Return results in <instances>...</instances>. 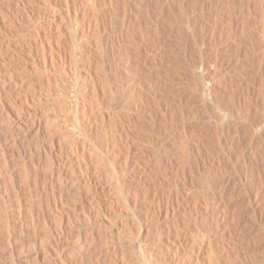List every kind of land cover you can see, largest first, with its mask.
I'll use <instances>...</instances> for the list:
<instances>
[{"label": "rangeland", "instance_id": "rangeland-1", "mask_svg": "<svg viewBox=\"0 0 264 264\" xmlns=\"http://www.w3.org/2000/svg\"><path fill=\"white\" fill-rule=\"evenodd\" d=\"M45 1L48 2L49 4L52 2H54V3L49 5ZM131 1L134 4V6L136 5L135 11L134 10L130 11L131 7L134 9V6H132L133 4L129 7L130 9H128V6L126 5L125 0H123V1L122 0H118V1L116 0V2L118 3V5H116V6L114 5V4H116V2H114L113 6H115V7H113V9L110 11L113 13L112 14L109 13V14H111L110 18L111 17L112 18L114 17V18L113 19L111 18L112 19L111 21L108 20L109 22L108 21L106 22V24L108 23L109 27H107V25H106V27L108 29L106 28V30H105V32L110 35L109 36L110 38L109 37L106 38L105 43L107 42L108 39H111V38L115 39L116 36H118L121 33L116 28L122 27L123 29L120 28L121 31L124 30L125 28L127 30L125 33H124L125 30L122 31L123 32L122 34H125L124 38H122V39L119 38L118 41L117 40L114 41L116 44L112 43L113 39L108 40L109 44L107 42V46L111 45L110 47L113 48V45L115 44L117 47H115V45H114L115 48H113L112 50H109L108 54H110L109 55L110 57L107 56V59H106L107 61H105V67L106 68L108 67V70L111 71V74H113V77L114 76L117 77L118 80L115 77L114 78L118 81V83H120V84L122 83L124 87L125 86L127 87L128 85H130L128 87H130L132 91H134L132 89V88H134L133 86L136 85L135 87H137V88H135V91H134L135 93L134 92L129 93L130 96L127 95L130 98L133 97L131 99H133L134 101L130 99V105H131V107H133L132 109H134L136 111H134V110H133L134 112L131 111L132 115L129 114L128 115L129 117H125L126 121L128 120V118H130L131 121L129 119L128 122H126V121L125 122L127 123V126L129 128H130L129 125H131V128H132V129H130L131 131L134 130V126H135V131L137 129L139 130V131H136L135 134H137V135L142 134L143 138H146V135L147 136L149 135L148 137H150V138L153 136L159 137L162 135L161 137L164 138L163 135L167 131H169L171 133L175 131L173 134L174 135L179 134L178 135L179 137H180V135L182 137V135L185 133L186 136H188V138L191 141H193V140H194V142L196 141L194 143V146H193L194 148H192V150H191V151L195 152V153L192 152V155L194 157V158H192V161L194 164H196V167L199 166L198 164H202V166L200 165L201 171H204V169L202 170V168L204 166L208 169L211 168L209 166H212V168L217 167V168H214L217 170L222 168L221 170H223L224 173L226 170L228 171L230 169L231 170L234 169L232 172L228 171L229 173L231 172V174H233V175L229 174L226 171L229 174V176H231V177H229L227 173L224 174L223 172L222 173L220 172V174H219V171H221V170L217 171L218 178L220 177L221 181H222V179H221L222 174H223V176L225 175V176L229 177V178L224 177L227 181L222 177L223 178L222 182L223 183L225 181L227 182L224 184L225 187L228 186L229 188L227 187L225 189L224 185L221 184L219 186V187H221L220 190L218 189L219 187L214 189L216 192H214L210 188H209L210 190H207L208 193H210L212 191L210 194H208L206 191H205L206 193L203 192L204 195L207 194L206 197H208V200H209L208 202H210L208 204V206H211V208H208V206H206L207 204L202 203L203 200H204L203 202H205L206 198L202 192H198L195 189L196 187L194 188V186L197 185L196 182H194L195 184L193 185L192 188H190L191 192H188V190H190L189 187H191V186H189V184H187V183H190V180H193V179H190V180L185 179V178H190V177H186L187 175L183 174L182 175L183 179H182L181 183H182V185L187 184V187L186 186L185 187L188 190L184 186H182L181 184H180L181 186L180 185L177 186V187H179V189H181V190L183 189L182 192H185L186 190H187V192H185L186 194L183 193V196L181 195V197H182L181 201L179 198L180 203L176 204L179 206L174 207L175 205H173V204H175L177 201V200L175 201L174 200L175 198H174L172 207H174V209L176 208V211H175L176 214L179 212L178 215L175 214L176 217L178 216L177 219L179 217L183 218L184 216H182V215L183 214L185 215V213L188 212V210H187V212L184 213V211L186 210L185 208L187 207L186 205H188L185 203L184 197L185 198H187V197L191 198V196L194 197V194H198V196L194 197V202H196L197 208L201 209V207L203 208V206H206L208 208V212L209 211H210L209 213L213 212L215 217L219 216L218 213L221 212L223 209H225V211L228 213L231 212L232 214L234 213L235 215L236 214L237 215L240 214V216L242 215V217H240L238 215V219L242 220L244 223L242 221L238 220V222L240 224L239 225L238 222L236 221L237 215L235 216L233 214L234 216L232 217L231 213H229L230 215L228 214V216H230L231 219L235 217L234 219H232V223L234 222L233 220L236 219L235 220L236 225L238 224V226L234 225L235 228L232 227V229L236 230L237 228H239V230L238 229L236 230V231H238V233L236 231H235L236 233H234V230L232 231L233 232L232 235L235 234V236H233V237L234 238L236 237V239L233 238L234 241H232V242L234 244H233V246H231V245L229 246L228 251L230 254H231V251H234L231 254L232 255L231 257H234V259H235V256L238 257V256L242 255L243 257L240 256L242 258L236 259V261L238 259H240V261L238 260V263L240 262V264H241V261L243 259H245V258L249 259L250 258L248 256V254L249 255L251 254L252 256H254L257 253H258V255H260L261 252L262 253L264 252V238L263 239L261 238L264 236L261 235V236L257 237L258 231H260V233H261V230L263 229L262 226L264 225V213H263L264 212V205H263L264 204V192H263L264 191V122H263L264 121V28H263L264 27L263 26L264 25V0H174V1L173 0H156L157 3L155 0H152V3H150L151 0H150V2H148L149 0H147V2H146V0H144L145 3H143V4L141 3V0H140V2H139V0H137V1L131 0ZM175 1L178 3H176ZM58 2L60 5H58ZM162 3H164V4H162ZM53 4H57V6L53 5ZM119 5H121L122 7H125L129 11V13L132 12L133 18L137 14V11L139 10L138 13H140L141 15L139 14L140 15V18H139V15L137 14V18L140 20L138 21V19L135 16V20L137 19L136 23L135 24L133 23L134 19L132 18L133 20H132L131 25L130 24L127 25L128 23L125 19H122V20L120 19V17L125 18V16H123L125 14H122L123 8ZM139 5H141L143 7H140ZM103 7L106 8L107 6L104 5ZM139 7H140V9H138ZM156 7H157V9H156ZM176 7L178 9H176ZM52 8H53V10H52ZM120 8H122V9H120ZM158 9H159V11H158ZM141 10H142V13L140 12ZM70 11L71 10L69 9V7L66 4H63V0L62 1L61 0H57V1H55V0H50V1L49 0H0V32L2 34V37L4 36L3 38L0 36L1 39H3V40H0V52H2V53H0V104L3 103L4 108H6L5 113L3 115H0V264H110V263H112V264L113 263H120V264L123 263L124 264V262H126L127 264H129V263L132 264L131 260L133 259L132 258L133 250L131 248L132 247L131 245L134 241V238L132 241H130L129 238L132 239L133 233L137 234L136 231L138 228L136 229L137 226L135 227V225H134L135 221H133L131 218L127 217L126 214L123 213L122 211H119L122 213L118 214V216L116 217L117 213H119V212H116L113 209L114 207L112 205H115L118 202V203H120V204H118L119 206L121 204H123L122 206H124V201L122 200V198H120L121 199L120 201L118 200L119 198L117 199V197H120V196L116 195L117 191L114 189V187H115L114 179H113V175L111 174L112 172L110 171V170L113 171V169H111V167L113 168V167H116L118 165L117 167L120 168L121 164L123 166L124 163L126 164V162H127V164L129 163L128 166H133L135 164L133 167H128L126 164V166L128 167V168L126 167L127 171L130 170L131 168L133 169V170L131 169L130 172L128 173V175H130V178H131L130 183L132 181L131 184L141 186L144 183L142 180H144L145 183L143 184L142 187H145V184L149 185L152 181L154 182V184L152 183L154 186L156 184V181H157V183L161 182V179L156 177L157 174L156 175L154 173L152 174L150 171L147 172L148 174L151 173L152 174V176H151V175H148L147 173L145 174V172H142L141 169H143L145 167L144 164L146 163V161H145L146 160V153H143L141 150H139L135 141H130V142H133L132 144H134V145H132L130 143L131 144L130 151L131 150L132 151L131 152L126 151L124 149V153L126 152L125 154L123 153V147H122V149L119 148L120 146H123V145L120 144V146L118 145L119 147L117 146L118 149L116 148L115 152L118 151L117 152L118 154L115 153L114 155L115 156L118 155V156L116 157L117 160L115 161L116 163L114 164V166L112 164H108L109 165L108 166L107 163H106V165L104 163V165H105L104 166V165H102V163L99 162V159L101 157L98 158L99 157L98 154L91 155V152L89 153L87 151L84 152V151L80 150L79 153L83 157L80 156V159H79L80 161L75 162V164L73 165V167H75V168L70 169V170L68 169V171L67 170L63 171V172L60 171V168L58 167L57 158H56V156L54 157V155H58L59 151L61 153L70 144H74L75 142L73 143V140H71V138L72 137L75 138L74 137L75 135H71V138L68 137L70 139H68V138L66 139L64 132L62 134L61 132H59L60 130L58 131V129H62L61 131H63V128L65 127L64 120L67 116L66 113H67L68 108H65L66 113L64 112V108L63 109L61 108V110L58 109L59 107H62V105L56 104L58 102H56V100L54 99L55 97H53L51 94H49V92H52V91L54 92L57 85H59L58 83H63L62 80H64V81L69 80V78H68L69 76H67L68 75L67 72L69 70V67L71 68V63L68 66L70 60L69 61L67 60L69 58V53L67 52L68 50L66 48L61 47V48H64L65 50H67L65 52L64 49H61L60 47L58 48V46L56 47L54 45V47H53V45L52 46L48 45L49 47H46L47 50L46 51L44 50V52H43V49L40 48V44H41V41L44 42L45 46H47L46 44L49 43L48 42L49 40H46L47 36H43V35H45L46 29L49 28L50 22H52V20H54L53 22L55 23V25H57L58 22L59 23L63 22L65 20V18H67V16H69ZM60 12L61 13L64 12L62 14V16L60 15ZM116 12H118L119 14H117ZM171 12H173V13L171 14ZM174 12H177V13H174ZM184 12L186 15L184 14ZM55 13H56V15H55ZM123 13H125V9H124ZM148 14H150V15H148ZM63 15H66L65 18ZM116 15H117V20L120 23H118L117 20H116L117 22L114 21L116 19V17H115ZM118 15H119V19H118ZM143 15H144V17H143ZM53 16H54V18H53ZM58 16L60 17V19ZM55 17L56 18L58 17L57 20ZM165 17H166V19H165ZM174 17H176V18L178 17V18L176 19ZM61 18H64V19L61 20ZM174 19H176L175 21H176L177 25L173 24L174 25L173 27L174 28L176 27L177 29L175 28L173 30L172 29L173 28L172 23H173ZM189 19H191V20H189ZM48 20H49V22H48ZM177 20H178V22H177ZM122 21L126 22V24H124ZM175 21H174V23H175ZM185 22H187V23H185ZM109 23L110 24L113 23L112 24L113 26L109 25ZM115 23L117 25L119 24L120 26L115 27V25H116ZM155 23H157V24H155ZM189 23H191V24H189ZM132 24H133V26L135 25L134 29L132 27ZM22 25H23V27H22ZM125 25H127L128 27H126ZM140 25L145 26V28L143 26L144 30L142 28H141L142 31L140 29H138L141 27ZM169 25H170V27H169ZM39 26H43V27L40 28ZM130 26H131L132 30H129ZM137 26H140V27H137ZM185 26L188 27V29ZM110 27L112 30L110 29ZM17 28H19V29H17ZM20 28H22V29L24 28V30L26 29L25 33H27V34L34 31L33 32L34 34L31 33L29 35L30 37L27 36L28 39L29 38H31V39L28 40L25 36L23 37L22 32H24V30H21ZM36 28H38V29L40 28V30L38 31V29H36ZM42 28H44V29H42ZM137 29H138V31H137ZM164 29H166V30H164ZM17 30H20V31H17ZM30 30H31V32H29ZM107 30H109V31H107ZM110 30L114 33H112V32L110 33ZM175 31H177V32H175ZM43 32H44V34H43ZM116 32H118V33H116ZM127 32L132 33V34H130L131 36L128 34H127V36H130L133 39H131L129 37L126 38ZM157 32H159V33H157ZM37 33H39L40 35L37 36ZM140 33H143V35L146 36L147 38L142 36V34H140ZM149 33H151L152 35ZM172 34H174V35H172ZM21 35H22V38H26L25 39L26 42H24V39L22 40ZM33 35L35 37H33ZM132 35H133V37H132ZM175 35H176V37L177 36L178 37L176 38ZM40 36L43 38H41ZM113 36H115V37H113ZM142 37H143V39H142ZM148 38L150 40H148ZM130 39L132 40L131 42H133V44L135 43L134 41H136V43L134 45L129 44ZM151 39H155V40H151ZM146 40H148L149 43H147ZM169 40H170V42H169ZM34 41H37L36 44H37V46L39 45L38 47L36 46ZM142 41H144V42H142ZM176 41H177V43H176ZM1 42H3V43H1ZM31 42L32 43L34 42L33 46L31 45L32 44ZM126 42H128V43H126ZM138 43H139L140 47L142 46L141 48L139 47ZM145 43H147L149 47L146 46V48L144 49L143 44H145ZM171 43H173L176 47L174 45H172ZM28 45L33 47V51H36V54H37V50L40 51V49H42L40 52L38 51V54H40L42 52L40 55H41V57H43L44 61H45L44 57L47 55V57H48L47 62H43L42 61L43 59L40 58L38 54L36 55L35 52L34 53L32 52V54L28 53L29 48H30V52L32 50L30 46L28 47ZM122 46H125V47H122ZM157 46H159V47H157ZM50 47L54 48V50H56V48H58L57 50L60 49V51L63 52V54H61L62 52L56 50V52L59 53L58 58H60L59 59L60 62H58L59 60L57 58H56L57 61H56V59L53 60V58H52L51 60H52L53 64L50 63L51 61L49 59L51 56H49V55L50 54L53 55L52 57H57L56 55H58V54H56V52L52 48H51V51L52 52L54 51V53L53 54L51 52L49 53L48 51H50L49 50ZM110 47H108V48L111 49ZM132 47H133V49H132ZM136 48L138 51L140 50L142 52V49H144L145 51L143 50V52L140 53L136 50ZM156 49H158L162 53L156 52ZM27 50H28V52H27ZM175 50L178 51L177 52V53H179L178 55H177ZM185 50H186V52H185ZM110 51H113V52L110 53ZM148 51L153 52L154 55L157 57L153 58L152 57V56H154L153 53H150L152 55L151 56L150 54H148L149 53ZM46 52H48L49 54H47ZM43 53L46 55L42 56V55H44ZM67 53H68V55L64 56V54H67ZM29 54H31V56H29ZM146 54L148 55L149 58H147ZM126 55L131 56L132 57L131 60L132 59L134 60V61L132 60L133 64L131 63L132 67L130 68L132 74L130 73V70H127V68L125 70V67L123 68V66L121 67V65L117 67L118 63L122 64L121 63L122 61H120V60L123 56H126ZM138 55L142 56L141 59H140V57H138ZM159 55H161L162 58H164L165 60L160 59L159 57H161V56H159ZM176 55L178 57L182 56L181 58L184 57L185 62L181 61L183 59L175 57L177 59V62H176V60H174L175 59L174 56H176ZM63 56H64V58H63ZM65 57L67 59H65ZM150 57H152V58L150 59ZM186 57H187V59H186ZM190 57H191V59L193 58V60H189ZM61 58H63V59H61ZM117 59H119V60H117ZM65 60H66V63H65ZM141 60H142V62H141ZM160 60H161V62L163 60V62L159 63ZM167 61H168V64H170V65L166 64ZM190 61H192V62L195 61L196 66H198V67L203 66L206 69L208 67L209 70L211 68V70H210L211 74L209 71H207L210 74V75L209 74L207 75V76H209V77H207V79H208L207 83L211 84V86L208 84L209 87H211V88L215 86L213 88L214 98H216V99L218 98L219 101L218 100L217 101L218 102L221 101L220 103H223V104L219 103L220 107L223 105L225 108L222 106L223 107L222 109L223 110L227 109L228 115L225 114V111L218 110V109L214 110V108L211 109V108L207 107V105L203 104L202 102H199V100H196V97L193 99L194 96L190 93L189 88H187V87H189L188 86L189 83H194V81L190 75L191 73H188L190 76L188 74H186L188 72L187 66L190 63H192ZM203 61H204V63H203ZM106 62H108V63H106ZM109 63H110V65H109ZM114 63L115 64L117 63V64L115 65ZM154 63H157V65L156 64L155 65L158 68L155 65H153ZM64 64H65V66H64ZM158 64L160 65V68H159ZM62 65L66 69L68 67V69L67 70L64 69L62 67ZM113 66H115L116 70ZM181 66H183V67L180 68ZM209 66H211V67H209ZM120 67L122 68L121 70H119ZM109 68H111L112 70H110ZM63 69L66 71H64ZM180 69H182V70H180ZM60 70H62V71H60ZM176 70L179 72H177ZM55 71H57V72H55ZM126 71H128V72H126ZM62 72H64L65 74ZM175 72H176V74H175ZM177 73H179V74H177ZM184 73L186 74V76L183 75ZM212 73H213V76L211 77ZM220 73H221V75H220ZM57 75L60 78L56 77ZM129 76H131V77H129ZM209 78H210V80H209ZM48 79H51V81L50 80L48 81ZM58 79L62 82H59ZM138 79H140V80H138ZM188 80H189V83H188ZM47 81L49 83L50 82L51 83L49 85H47V83H48ZM57 81H58V83H55ZM191 81H193V82H191ZM183 83H184V85H183ZM187 83H188V85H187ZM131 84H132V86H131ZM212 84L213 85L215 84V85L212 86ZM171 85H172V87H171ZM47 86H52V88H49V87L47 88ZM130 88H128L127 90L129 92H132L131 90H129ZM183 92H184V94H183ZM46 93H48V94L46 95ZM133 94H134V96H132ZM48 95L50 96L49 98H48ZM51 96H52V98H51ZM189 98H190V100H189ZM51 99L52 100L54 99V100L52 101ZM48 100L50 102H48ZM120 101H115V103H118ZM191 101H192V103H191ZM54 102H56V103H54ZM122 102H121L120 106H122V104H123ZM133 102L135 104L137 102V105H138L137 108L138 109L134 108L135 104H133ZM142 102H143V104H142ZM50 103H51V106L53 107V109L50 106ZM119 104L120 103L116 104L118 109L120 108ZM46 105H48V107ZM204 105L210 111H208ZM227 106H229V107H227ZM23 107H26L28 110H23V109H26ZM55 107L56 108L58 107V108L56 109ZM105 107L106 106L103 105V109H107V107L106 108ZM114 107H116V106H114ZM114 107L112 108V110L118 111L119 118L121 117L123 119L124 116L122 115V112L120 114L119 110H117ZM38 108H40V109H38ZM44 108H45V110H43ZM32 109H34L36 111L38 116H40L41 113L44 116V114L47 112L45 114V116L43 117L41 123H40V125L42 126L41 128L37 127L38 126L37 124L33 125L32 121L28 118L30 115V114L28 115V111L32 110ZM49 109H51V111ZM21 110H22V112H20ZM34 110L31 111V112H33V114H34ZM120 110H121V108H120ZM143 110L145 111V113L147 112L145 116H144L145 113L143 114V112H144ZM151 110H154V113H152ZM60 111H61V113H60ZM69 111L71 112L70 109H69ZM69 111H68V116H70ZM63 112L66 115H64ZM182 112H184V113H182ZM194 113L196 114L197 117H195ZM108 114H110V113H108ZM214 114H216V115H214ZM58 115H62V116H58ZM222 115H224V116H222ZM109 116L110 115H107V118ZM192 116L194 117L193 118L194 120L192 119ZM241 116H242V118H241ZM154 117H155V119H154ZM110 118L112 119L111 116H110ZM110 118L107 119L108 121L105 120V122L108 125L111 123L110 129H113L115 121L113 118L112 119L113 122H112ZM202 118H203V120H202ZM27 119H29V120H27ZM62 119H64V120H62ZM99 119L101 120V118H99ZM139 119H140V121H138ZM150 119L152 121H150ZM250 119H252V120H250ZM257 119H259V121ZM26 120L28 122H26ZM49 120L50 121L52 120L53 123L51 124L52 121L50 122ZM100 120H99V122H100ZM186 120H187V122H186ZM253 120H254V122L256 121L255 122L256 124L258 122H259V124H257V126H256V124L253 122ZM60 121H62L63 123L61 124ZM44 122H46V123L48 122L49 124L47 123V125H46V123H44ZM59 122H60V124H59ZM57 123L59 125H62V128H59L58 127L59 125H57ZM112 123H113V125H112ZM146 123L148 124V126L146 125ZM151 123H153L154 125ZM260 123L262 125H260ZM50 124H51L52 129L50 128ZM55 124L57 125L58 129H56V128L53 129V125H55ZM198 124L200 126H198ZM251 124H255V126L252 127ZM56 125H55V127H56ZM159 125H160V127H159ZM152 126H155V127H152ZM193 126H194V128H193ZM47 127L50 128L49 129L50 131L48 130ZM128 127L126 128L127 131H124L125 133L126 132L130 133L129 132L130 130L128 129ZM136 127H137V129H136ZM38 128L41 131L40 130L38 131ZM42 128H44V129L46 128L47 130L45 129L46 130L45 131ZM215 128H217V129H215ZM144 129H146V130L144 131ZM153 129H154L155 133H157V136H156V134H152L154 132ZM147 130L149 131L148 133H146ZM150 131H152V133H151L152 135L150 134ZM162 131H163V134H160V133H162ZM193 131L196 133H193ZM124 132L123 133L121 132V134H123L124 137H126L127 133L125 134ZM190 132H192V133H190ZM211 132L213 134L215 132L216 133L213 135ZM243 132H245V134ZM96 133H98V132H96ZM144 133H145V136H144ZM158 133H159V136H158ZM216 134H218V135H216ZM97 135L99 137H101L100 132ZM128 136L130 137V134ZM200 136H202L204 138L202 139V137H200ZM62 138L63 139L65 138V141ZM65 142H66V145H64ZM202 142H205V143H202ZM238 142H239V144H238ZM235 145H236V147H234ZM70 146H71V148L74 147V145H70ZM59 147L62 150H60ZM135 147H136V149H135ZM197 147H198V149H197ZM137 148L140 152L137 151ZM133 150L134 151L136 150L137 154L136 153L133 154L132 153ZM229 150H231V151H229ZM200 151H201V153H200ZM222 151H223V154H222ZM127 152H129V153H127ZM45 153H46V155H45ZM62 154H65V153H62ZM66 154H67V152H66ZM121 154H123V155H121ZM126 154H128V155H126ZM211 154H213L214 156H211ZM221 154L223 156L224 155L225 156L223 157ZM142 155L144 156L145 159L142 158ZM206 155L209 156L210 158L207 157ZM47 156H50V157H47ZM51 156H52V158H51ZM85 156H87V157H85ZM46 157H47V159H46ZM88 157H90V158H88ZM95 157H97V158H95ZM147 157H148V155H147ZM195 157H197V158L194 161ZM213 157H215V158H213ZM218 157H221V158L223 157V159L218 158ZM54 158H56V159H54ZM50 159H51L50 163L51 164H52V162L54 163L52 166H49ZM142 159L144 160L145 163L143 162ZM212 159H214V160H212ZM224 159H225V163H223ZM201 160H203V161H201ZM206 160H208V161H206ZM118 161H120V162H118ZM121 161H123L124 163ZM64 162H65V164L68 163L67 165H70V162L68 160L64 161ZM96 162H98V163H96ZM221 162L224 165L220 164ZM136 163H137V165H136ZM138 163L140 164L141 167L138 166L139 165ZM226 163H227V165H225ZM119 164H120V166H119ZM142 164L144 165V167ZM90 165H91V167H90ZM218 165H221V167L220 166L218 167ZM228 165H229V167L231 166L230 169H228ZM226 166H227V168L225 169ZM93 167L95 168V171H94ZM200 167H199V171H200ZM102 169H104V170H102ZM245 169H246V171H244ZM73 170L75 172H73ZM107 170L110 171L109 172L110 177H109V174L107 177H105L104 173H106ZM104 171H106V172H104ZM68 172H69V174H67V176H66V173H68ZM62 173H65V174H62ZM167 173L169 175L172 174L170 177H169V175L167 176V178L169 177V179L172 178V176L174 175V172L173 171L170 172V170H168ZM243 173L245 174L244 178H243V175H244ZM240 174H243V175L240 176ZM82 175H85L84 178ZM100 175L105 177L106 179L109 178L108 179L109 181L105 180V182L108 181L107 184H105V182L103 180L105 178L101 177ZM106 175H107V173H106ZM154 175L157 179H155L153 177ZM86 176L88 177L87 178L88 180L86 179ZM150 176L153 177L156 181L153 180V178H151ZM182 176H181V178H182ZM248 176L250 178H248ZM142 177H143V179H142ZM246 177L248 178V181H247ZM110 178H112V179L110 180ZM149 178H151L152 181H149V180H151ZM167 178H166V180L169 181V179H167ZM174 178H175V176H173V178L171 180L173 183H174V181H173ZM98 179H101V181L103 180V182L101 183L100 180H98ZM184 179L186 181L187 180L188 181L186 182ZM238 179H240V181ZM86 180L88 182L91 181L90 183H92V186L90 188H91L92 192L96 191L95 194L90 193V194L86 195L87 189H86V187H84V185H85L84 183ZM112 180H113V182H112ZM164 180H165V177H164ZM196 180L197 179H195L194 181H196ZM237 180L239 183L237 182ZM141 181H142V183H141ZM146 181H149V183H147ZM261 181H262V183H261ZM139 182H140V185H139ZM184 182H186V183L183 184ZM233 183H234V185H233ZM103 184H105V185H103ZM152 184H150V185H152ZM259 184H261V185H259ZM148 185L146 186L147 188L145 187V190L150 189V191L147 190L146 194H144L147 196L138 195L141 198H142V196H144L142 198L143 201L141 198H138V200L140 199L141 202H139V203L141 205H143V203H144L145 206L143 205L142 207H144V208L140 207V209H139L138 206L140 204H137L138 205L137 209L139 211L138 215H140L141 218L142 217H143V219H146V217H147V219L153 218V220H150L152 222L155 221V223L153 222V224H151L152 222L149 223L150 222L149 219L148 220L146 219L148 222V225L150 226L149 229H151V231H152V229H153L152 227H154L153 225L157 224L156 222L158 219H156V218H158L159 216L158 215L156 216L154 213L155 210L154 211L152 210L155 208V205H152L154 201L152 200L153 197L151 195V190H154L153 192L155 193V189H156L155 187H157V189L160 187L159 188L160 190L162 188L163 189L165 188L164 190L163 189L161 190L163 192H161L159 189L157 190V192H159V194H158L159 196L157 195V197L159 199H162L163 202H165L164 199H166V197L161 198L162 193L166 194L168 191L171 190L170 192L175 194V192L177 193L176 190H178V189L176 187H173L174 185H171L170 186L171 189L167 191V187H165L163 185L160 186V183H159V186H158V184L155 187L153 186L155 189L152 186L151 187L153 189L150 188V185L149 186ZM109 186H112V187L114 186V187L111 188ZM133 186L134 185H132V187ZM235 186H236V189L233 188ZM247 186H248V188H247ZM134 187H136V186H134ZM222 187H224V189ZM108 188H109V190H108ZM173 188H174V190H172ZM222 189H223V192H220V191H222ZM238 189H240V190L238 191ZM248 189H250V190H248ZM134 190H135V188H134ZM165 190H166V193L164 192ZM249 191L250 192L252 191V192L250 193ZM102 192H103V194H102ZM135 192H136V190L133 193L135 196H137ZM113 193L116 195V197H114ZM154 193H152V194H154ZM171 193L168 192L169 195H172ZM187 193H188V196H186ZM199 193L202 194L203 196L200 195ZM217 193H221V194H217ZM239 193L241 195H239ZM106 194H107V196H109L112 199L109 198V200H108V197L105 198ZM110 194H112V197ZM164 194H163V196H164ZM174 194L172 196H175ZM184 194H185V196H184ZM213 194H215V195H213ZM235 194H238L239 196L238 195L235 196ZM244 194H247V195H244ZM101 195L102 196L105 195L104 198L100 197ZM149 196H151V197L149 198ZM201 196L204 197V199H202ZM241 196H242V198H241ZM113 197L116 198L114 200H118V201H114ZM217 197L218 198L223 197L225 200H222L223 199L222 198L218 201ZM237 197H239V198H237ZM98 198H99V201H101V202H97ZM195 198H197V199H195ZM149 199L152 200V202L150 201V203H152V204L149 203V201H148ZM199 199L202 201H200ZM215 199H216V201H215ZM111 200H113V201H111ZM198 200L200 202H198ZM212 200H214L215 202H217V201L220 202V204H218V205H220L219 206L220 208L218 207V205L216 203L211 202ZM221 200H222V204L223 203L227 204L226 206L228 208H225L223 206L224 204L223 205L221 204ZM109 201L111 202V204ZM174 201H175V203H174ZM260 201H261V203H260ZM96 202L99 203L98 205H100L101 208L102 207L108 208L107 210L109 213L106 212L107 211L106 209L105 210L103 209V211L106 212V213L104 212L105 214L108 213L107 215H109V216H106L105 218L102 217L100 220V217L102 215L99 214L100 212H98V210H96V207H97V209H99ZM102 202H103V204L106 202L105 203L106 206H105V204L101 205ZM113 202H114V204H112ZM182 202L186 205L182 204ZM208 202L206 201L205 203H208ZM211 203H213V205H210ZM201 204H203V205H201ZM107 205H110L112 207L107 206ZM149 205L151 206V207H149L150 213L147 211L148 210L147 206H149ZM216 205H217V207H216ZM253 205H254V207H253ZM122 206L120 208H122ZM247 206H249V207H247ZM109 207H110V209H109ZM245 207H247V208H245ZM180 208H181V210H180ZM229 208L231 210H229ZM235 208H237V209L235 210ZM241 208H243V209H241ZM110 210H111V212H110ZM112 210H114V212H116V213H114V212L112 213ZM151 210L153 211V213L155 215V216L153 215L154 217L152 215L150 217V214H152ZM177 210H179V211H177ZM198 211H200V210H198ZM216 212H217V214H216ZM237 212H239V213H237ZM97 213L100 215V217H96ZM110 213H111V215H110ZM201 213H202V211L198 212V213L196 212V214H200V215H201ZM261 213H263V214L261 215ZM87 214H88V216H87ZM112 214H115V215H113V217H115V220L110 225L107 223H106L107 225L103 224L102 223L103 219L105 220L106 218L111 217ZM145 214H146V217H145ZM93 216L96 218H94ZM162 216L165 217L164 215H161L159 217V220L160 219L161 220L160 221L158 220L159 225L158 224L157 225L159 227L162 226V229L164 228L165 230L170 228V232H169V230H166V231L164 229L160 230V228L158 226H157V228L154 227L155 232L152 231L154 233L153 234L154 238H153V235L151 234L152 232L146 233L148 235L150 234L149 236L152 235L151 237H149L147 235L150 238L149 239L147 237V240L148 241L150 240L149 242H151V243L152 242H154V244L158 243L159 242V235L162 236L168 232H169V235L166 234L168 236H166V235H164L163 237L160 236L161 240L163 242H165V240L167 241V239H168L170 242L167 241L166 243H171L172 242L171 240L174 239L175 236L177 237V234L174 231L173 232L175 235L172 233L173 228L171 227V223H169V219H165V218L163 219ZM122 217L128 218L129 222H127V220H125L126 221L125 222L124 221L125 218H122ZM247 217H249V218L246 219ZM97 218H98V221H95V220H97ZM120 218H121V220H120ZM182 218L180 220H182ZM164 220L166 223L164 222ZM248 220H249V222H247ZM253 221H255V222H253ZM120 222L122 225L120 224ZM123 223L125 224L124 228H125L126 224H128V225L131 224L129 226L127 225L128 228L131 226H133L135 228V229L133 227H131L132 229L129 228V232H130L132 237L129 236L130 234H129L128 230L126 229L127 227L125 229L122 228ZM245 223H246V225H244V227H245L244 228V227H242V224H245ZM101 224H102V226H101ZM247 224H248V226H247ZM111 225H112V227H111ZM255 226H256V229H255ZM257 226H258V228H257ZM105 227L108 228L107 232H106ZM120 227L125 231V233L127 231L128 232L127 234H129V235H127L124 233V236L122 239H121V237L123 234L121 235L119 233L121 231L123 232V230ZM242 228H244V229L241 230ZM104 229H105V233H103L101 231V230L104 231ZM132 230H135V231L132 232ZM158 230H160V231L158 232ZM99 231H101V233ZM118 231H120V232L117 234ZM218 231L222 232L221 229H218ZM262 232H264V230ZM102 233H103V235H102ZM244 233H246V234H244ZM260 233H259V235H260ZM106 234H108L107 242L109 244L105 241L106 239L104 240V237H103V236H106ZM114 234H115V236H114ZM236 234H239V235H236ZM94 235H95V237H94ZM101 235H102V237H101ZM120 235H121V237H120ZM251 236H253L254 238H251ZM91 237H93V238H91ZM109 237L111 238V240ZM112 237H114V238L119 237L118 239H121V240H118L116 238H115V240H113L114 238H112ZM94 238H95V240H94ZM101 238L104 240L103 241L104 243L106 242L105 245L106 244L108 245V246H106L107 249H106L105 245L103 244V242H101V245H100ZM151 238L153 239L152 241H151ZM257 238L258 239L261 238V241L260 240L258 241ZM244 239H246V240H244ZM253 239H256L257 241L256 240L253 241ZM117 240L121 243H119ZM113 242H115V243H113ZM128 242H130V243L128 244ZM163 242H161V243H163ZM117 243H119V244H117ZM166 243H163V245H166ZM237 243L238 244L240 243V244L238 245ZM246 243H247V245H246ZM248 243L250 244L249 246H248ZM235 244H237V245H235ZM256 244H258V245H256ZM234 245H235V247H234ZM242 245H244V246H242ZM237 246H238V248H240L239 249L240 251L238 250ZM88 247H90V248H88ZM103 247H105V248H103ZM231 248H232V250L230 251ZM129 249L132 251H130ZM122 250H123V253H122ZM259 250H260V252H258ZM124 251L125 252L127 251V252L125 253ZM237 252H240V253H238L240 255H235V253H237ZM104 253H106V254H104ZM246 253H248L247 254L248 257H244L243 254H246ZM115 254H116V258L119 257L118 262H117V259L113 258L115 256ZM112 255H113V257H112ZM123 255H124V257H123ZM263 255L264 254H261L260 256H263ZM121 257H123L124 260L125 259L126 260L125 261L122 260V262L119 261V260H121ZM108 258H109V260H111V259H113V261L116 260V262L109 261V260H107ZM262 258H264V256ZM250 259H252L251 261L253 262V257H251ZM254 259L256 260L255 261L256 263L255 262L254 263H248V262H251L250 260H248V261H245L244 263L242 261V264H258L259 263V262H257L258 257H254ZM104 260H106V261H104ZM259 260H260V257H259ZM262 261H264V260L262 259ZM238 263H236V264H238ZM259 264H264V262H261Z\"/></svg>", "mask_w": 264, "mask_h": 264}, {"label": "bare ground", "instance_id": "bare-ground-1", "mask_svg": "<svg viewBox=\"0 0 264 264\" xmlns=\"http://www.w3.org/2000/svg\"><path fill=\"white\" fill-rule=\"evenodd\" d=\"M50 1V0H49ZM55 1H57V0H55ZM62 1V0H61ZM118 1V0H117ZM123 1V0H122ZM135 1H137V0H135ZM144 1V0H143ZM142 0H141V3L143 4V3H145V1L143 2ZM156 1V0H155ZM174 1V0H173ZM46 2V1H45ZM114 2H116V0H63V4H66L68 7H69V9L71 10L70 11V14H69V16H67V18H65V16L66 15H63L64 16V18H65V20L63 21V22H58L57 23V25H55V23L53 22L54 20H52V22H50V24H49V28H47L46 29V31H45V35H43L44 34V32H43V36H47V39L46 40H49L47 43L48 44H46L47 46H45V44H44V42H42L41 41V44H40V48H42L43 49V52H44V50L46 51L47 50V48L46 47H49V46H52L53 45V47H54V45L57 47L58 46V48L60 47H64V48H66L67 50H65L64 48H61V49H64V51L66 52H68L69 53V58L67 59L66 57H65V59H67L68 61L70 60V62H69V64H68V66L70 65V63H71V68L69 67V70H68V72H67V76H69L68 78H69V80H66V81H64V80H62L63 81V83H58V81L57 82H55V83H58L59 85H57V87H56V89H55V91L53 92H49V94H51L53 97H55L54 99L56 100V102H58V103H56V102H54V103H56V104H59V105H62V107H57L58 109H60L61 110V108L63 109L64 108V112L66 111L65 110V108H68V110H67V116H66V118H65V120L64 119H62V120H64V122H65V127L63 128V131H61L62 129H58V127L59 128H62V125H59L60 124V122H61V124L63 123L62 121H60L59 122V124L57 123V125H59L58 127H57V125H56V127H55V125H53V129L54 128H56V129H58V131L59 132H61L62 134H63V132H64V134H65V138L67 139L68 137H70L71 138V135H75L74 137L75 138H71V140H73V143L74 144H70V145H74V147L73 148H71V146L69 147H66L61 153H60V151L58 152V155H54V157L56 156V158H57V162H58V167L60 168V171H68V169L70 170V169H74L75 167H73V165L75 164V162H77V161H80L79 159H80V156H81V154L79 153L80 152V150L81 151H87V152H91V155H93V154H98V158H100L99 159V162L100 163H102V165H104V163H105V165H106V163H107V165L108 164H112L113 166H114V164L116 163L115 161L117 160V156H115L114 154L115 153H117V152H115V150H116V148L118 149V147L120 146V144H122L123 146H120L119 148H121L122 149V147H123V153H124V149L126 150V151H130V149H131V144L133 143V142H130V141H135L136 142V145L138 146V148H139V150H141L143 153H146V163L144 162V160H143V162L145 163L144 165H145V167H144V165H143V169H141L142 170V172H145V174L147 173V172H151L152 174L154 173L155 175L157 174V176L156 177H158V178H160L161 179V182H159L160 183V186H165V187H167V191L168 190H170L171 189V185H174L173 187H176L178 190H176L177 191V193L175 192V194L174 193H171L170 191H168L169 193H171L172 195L174 194L175 196H172V195H169L168 194V192L166 193V190L164 191L166 194H164V193H162V196H161V198L162 197H166V199H164V201L165 202H163V200L162 199H159L158 197H157V195L159 194V192H157V190L160 188H158L157 189V187H155L157 184H158V186H159V183H157V181L155 180V179H157L156 177H155V175L153 176V177H151L152 176V174L150 173V174H148V175H151L150 177L151 178H153V180H155L156 181V184H155V186L153 185L154 184V182L152 181V179L151 178H149V179H151V180H149V181H152L150 184H152V185H150V188H152L153 186L156 188H154L155 189V193L153 192L154 190H151V195H152V197H153V204L152 203H150V201L152 202V200L151 199H149L148 201H149V203L150 204H152V205H155V208L154 209H152L153 211H154V213H155V215L157 216H161V215H164L165 217H163V219L165 218V219H169V223H171V227L173 228L172 229V233L174 234V232L177 234V237L175 236V240L174 239H172L171 241L173 242H171V243H166L167 241L168 242H170L168 239H167V241L165 240V242H163L162 240H161V237H163L164 235H166V234H168L169 235V232H170V228L169 229H166V230H169V232L168 233H166V234H164V235H159V242L158 243H156V244H154V242H149L148 240H147V237L150 235H148V234H146L147 232H152V231H154L155 229H154V227L155 228H157V226L159 225L158 223V220H159V217L158 218H156V219H158L157 220V224L156 225H153L154 227H152L153 229H152V231H151V229H149V225H148V222H147V220L149 219H147V217H146V214L150 211L149 209V207H151L150 205L149 206H147L148 207V212L145 214V217H146V219H143V217L141 218L140 217V215H138V213H139V211H138V209H137V204H140L139 202H141V200L139 199L138 200V198H141L140 196H138V195H144V194H146V192H147V190H149L150 191V189H147V190H145V187L148 185V184H145V187H142L143 186V184L145 183V181L144 180H142L144 183L141 185V186H138V185H135V184H131L132 183V181H131V183H130V175H128V173L130 172V170L132 169H130V170H126V167L128 166V164H127V162H126V164H127V166H126V164L123 162V161H121V162H123L124 163V165L122 166V164H121V166H120V164H119V166H120V168L119 167H111V169H113V171L112 170H110L112 173V175H113V179H114V185H115V187H114V189L117 191V193H116V195L118 196H120V197H117V199L120 201L121 199L120 198H122V200L124 201V206H122L123 204H121L120 206L118 205V204H120V203H118L117 202V204H115V205H112L114 208V210L116 211V212H119V211H122L123 213H125L126 214V216L127 217H129V218H131L133 221H135V227H136V229H137V231H136V233L137 234H132V236H131V234H130V232H129V228H131V227H133V226H131V227H127V225L128 224H126V226H125V228L128 230V232H129V234H127L128 232L126 231V233H125V231L123 230V229H125L124 228V223L126 222L125 220H127V222H129L128 220V218H125V217H122V218H125L124 219V223H123V226H122V230H123V232L121 233L120 231H118L117 232V234L119 233V234H123L122 235V237H121V235H120V237H121V239L123 238V236H124V233L125 234H127V235H129L130 237H132V239H130L129 238V240L130 241H132L133 240V238H134V241H133V243H132V250H133V255H132V264H236V263H238V260L240 261V259H238L237 261H236V259L237 258H242L243 256L242 255H240V254H238V253H240V252H237V253H235V255H240V256H242V257H240V256H238V257H236L234 254V256H235V259H234V257H231L232 255V253L234 252V251H231L232 250V248L230 249V251H231V254L229 253V246L231 245V246H233V242L232 241H234L233 240V236H235V234L234 235H232L233 234V230L234 229H232V227H234V225L235 226H238V224H239V222H238V220H240V219H238V215L240 216V214H234L235 216H236V218H237V222H238V224L236 225V222H235V220H233L234 222V224L232 223V219H234V218H232L231 219V217L230 216H228V214L229 213H231V212H226L225 211V209H223L221 212H219L218 213V215L219 216H214V213L212 214V213H209L208 212V208H211V206H208V204L210 203V202H208L209 200H208V197H206V195H204V193L203 192H207L208 193V191L207 190H213L214 192H216L214 189H216V188H218L221 184L222 185H224L225 183H227L226 181V179L224 178V177H228L229 176V174H231V172L234 170H231L230 169V167H229V165H228V169H230V170H228V171H231L229 174L225 171V173H227L228 174V176H223V174H222V176H221V179H222V181H223V178L226 180L224 183L220 180V177L218 178V173H217V171L218 170H221V169H214V168H217V167H214V168H212V166H209V167H211V168H206L204 165V167L206 168H202V170L204 169V171H201V167H200V165L202 166V164H198L199 166H197L196 167V164H194L193 163V161H192V158H194L193 157V155H192V152L193 151H191L192 150V148H194L193 146H194V143L196 142H194V140L193 141H191L189 138H188V136H186V134L183 136L182 135V137H181V135H180V137L178 136V135H174L173 133L175 132H169V131H167L163 136H164V138L163 137H161V136H159V133H158V136L159 137H148L147 135H146V138H143L142 137V134L141 135H137V134H135V132L136 131H139L138 129H137V127H136V131H135V126H134V130H130V129H132L131 128V125H129L130 126V128L127 126V123L126 122H128V120L130 119V118H128V120L126 121L125 120V117H129L128 115L130 114V115H132L131 114V111L132 112H134V111H136V110H134V109H132L133 107H131V105H130V99L131 98H133V97H129L130 95H129V93H133L134 91H135V88H137V87H135V86H133L134 88H132L134 91H132L131 90V88L130 87H128V86H130V85H128L127 87L128 88H130L129 90H131L132 92H129L124 86H123V84L121 83H118V79H117V77L116 76H114L113 77V74H111V71H109L108 70V67L106 68L105 67V61H107L106 59H107V56H109L110 54H108L109 53V50H112L113 48H115V47H117L115 44V40H117L118 41V39L120 38V39H122V38H124L125 37V34H122L123 32L122 31H124V33L127 31L126 30V28L123 26L124 24H126V22H124V21H122L121 23L123 24L122 26L125 28L124 30H122L121 31V29H123L122 27H120V28H116L119 32H121L118 36H116V38L115 39H113V38H111V39H113V42L112 43H115L114 45H115V47H114V45H113V48H111L110 46L111 45H108L107 46V42H108V44H109V41L108 40H111V39H108L107 40V42L105 43V40H106V38H108L110 35L108 34V33H106L105 32V30H106V28L107 27H109L108 26V23L106 24V22L108 21V20H112L111 18H110V15L113 13V12H110L112 9H113V7H115L116 5H118V3L116 2V4H114ZM139 2H140V0H139ZM138 2V3H139ZM146 2H147V0H146ZM148 2H150V0L148 1ZM176 2V1H175ZM47 4H49L48 2H46ZM52 3H54V2H52ZM52 3H50V4H52ZM56 3V2H55ZM125 3H126V5L128 6V9H130L129 7L133 4L132 3V1L131 0H125ZM150 3H152V0H151V2ZM156 3H157V1H156ZM161 3V2H160ZM159 3V4H160ZM176 3H178V2H176ZM49 4V5H50ZM113 4L115 5V6H113ZM124 4V3H123ZM122 4V5H123ZM137 4V3H136ZM140 4V3H139ZM162 4H164V3H162ZM53 5H56L57 6V4H53ZM58 5H60L59 4V2H58ZM107 6L106 8H104L103 6ZM119 6H121V5H119ZM124 6V5H123ZM132 6H134V4L132 5ZM136 6V5H135ZM134 6V9L131 7V9H130V11L131 10H134L135 11V7ZM140 7H143V6H141V5H139ZM145 6V5H144ZM156 6V5H155ZM45 7V6H44ZM47 7V6H46ZM66 7V6H65ZM118 7V6H117ZM122 7V6H121ZM138 7V6H137ZM140 7L138 8V9H140ZM147 7V6H146ZM160 7V6H159ZM162 7V6H161ZM166 7V6H165ZM67 8V7H66ZM119 8V7H118ZM123 8V10H122V14H125V15H123V16H125V18L124 17H120V19L122 20V19H125L126 21H127V25H131V23H132V20L134 21L133 23L135 24L136 23V21H137V14L139 15L140 13H138L139 12V10L137 11V14L135 15L136 16V20H135V16H134V18H133V14H132V12H130L129 13V11L125 8V7H122ZM122 8H120V9H122ZM150 8V7H149ZM168 8V7H167ZM166 8V9H167ZM175 8V7H174ZM50 9V8H49ZM63 9V8H62ZM116 9V8H115ZM124 9H125V13H123V11H124ZM145 9V8H144ZM156 9H157V7H156ZM161 9V8H160ZM172 9V8H171ZM176 9H178L177 7H176ZM52 10H53V8H52ZM119 10V9H118ZM117 10V11H118ZM137 10V9H136ZM133 11V12H134ZM158 11H159V9H158ZM172 11V10H171ZM57 12V11H56ZM119 12V11H118ZM118 12H116L117 14H119ZM141 13H142V10L140 11ZM149 12V11H148ZM186 12V11H185ZM185 12H184V14H185ZM64 13V12H63ZM63 13H61L60 12V15L62 16V14ZM109 13H111V14H109ZM146 13V12H145ZM173 12H171V14H172ZM174 13H177V12H174ZM190 13V12H189ZM115 14V13H114ZM113 14V15H114ZM160 14V13H159ZM169 14V13H168ZM188 14V13H187ZM55 15H56V13H55ZM112 15V16H113ZM141 15V14H140ZM140 15H139V18H140ZM148 15H150V14H148ZM158 15V14H157ZM165 15V14H164ZM186 15V14H185ZM184 15V16H185ZM176 16V15H175ZM189 16V15H188ZM59 17V16H58ZM57 17V18H58ZM116 17V19L114 20L115 22H117L118 20H117V15L115 16ZM143 17H144V15H143ZM159 17V16H158ZM53 18H54V16H53ZM56 18V17H55ZM57 18H56V20H57ZM64 18H61V20L62 19H64ZM133 18V19H132ZM150 18V17H149ZM174 18H176V17H174ZM178 18V17H177ZM176 18V19H177ZM59 19H60V17H59ZM58 19V20H59ZM118 19H119V15H118ZM165 19H166V17H165ZM176 19H174V21L176 20ZM117 20V21H116ZM120 20V21H121ZM140 19H138V21H139ZM148 20V19H147ZM163 20V19H162ZM170 20V19H169ZM189 20H191V19H189ZM113 21V22H114ZM131 21V22H130ZM152 21V20H151ZM174 21H173V23H172V27L176 24L177 25V23H176V21H175V23H174ZM185 21V20H184ZM48 22H49V20H48ZM56 22V21H55ZM109 22V21H108ZM172 22V21H171ZM177 22H178V20H177ZM191 22V21H190ZM111 23V22H110ZM109 23V25H112V24H110ZM118 23H120L119 21H118ZM151 23V22H150ZM153 23V22H152ZM185 23H187V22H185ZM193 23V22H192ZM45 24V23H44ZM116 24V23H115ZM148 24V23H147ZM155 24H157V23H155ZM174 24V25H173ZM189 24H191V23H189ZM106 25H107V27H106ZM127 25H125L126 27H128ZM151 25V24H150ZM165 25V24H164ZM38 26V25H37ZM113 26V25H112ZM116 26H120L119 24L117 25H115V27ZM135 26V25H134ZM133 26V24H132V27H133V29L135 28ZM141 26V25H140ZM140 26H137V27H140ZM143 26L144 25H142L140 28H138V29H140L141 31H142V29L144 30V28H145V26H144V28H143ZM156 26V25H155ZM191 26V25H190ZM264 26V25H263ZM18 27V26H17ZM21 27V26H20ZM22 27H23V25H22ZM25 27V26H24ZM36 27V26H35ZM40 28L41 27H43V26H39ZM45 27V26H44ZM169 27H170V25H169ZM186 27V26H185ZM31 28V27H30ZM40 28L38 29V28H36V29H38V31L40 30ZM130 28H131V26H130ZM129 28V30H132V28L130 29ZM142 28V29H141ZM156 28V27H155ZM176 28V27H175ZM174 27L172 28L173 30L175 29ZM187 29H188V27H186ZM192 28V27H191ZM264 28V27H263ZM17 29H19V28H17ZM21 30H24V28L22 29V28H20ZM35 29V30H36ZM42 29H44V28H42ZM108 29V28H107ZM110 29H111V27H110ZM114 29V28H113ZM138 29H137V31H138ZM148 29V28H147ZM150 29V28H149ZM171 29V28H170ZM177 29V28H176ZM112 30V29H111ZM110 30V33L112 32ZM116 30V31H117ZM157 30V29H156ZM155 30V31H156ZM164 30H166V29H164ZM169 30V29H168ZM179 30V29H178ZM17 31H20V30H17ZM25 31H26V29L24 30V32H22V35H23V37L25 36L26 38H27V36H29L31 33H33V32H31V30L29 31V32H31V33H29V34H27V33H25ZM107 31H109V30H107ZM115 31V30H114ZM148 31V30H147ZM36 32V31H35ZM41 32V31H40ZM39 32V33H40ZM132 32V31H131ZM126 33V36H127V34L128 35H130V34H132V33ZM140 32V31H139ZM150 32V31H149ZM171 32V31H170ZM175 32H177V31H175ZM193 32V31H192ZM252 32V31H251ZM39 33H37V36L38 35H40ZM112 33H114V32H112ZM116 33H118V32H116ZM115 33V34H116ZM137 33V32H136ZM154 33V32H153ZM157 33H159V32H157ZM0 34H1V32H0ZM20 34V33H19ZM34 34V33H33ZM140 34H142V36H144L143 35V33H140ZM148 34V33H147ZM149 34H151V33H149ZM177 34V33H176ZM17 35V34H16ZM22 35H21V38H22ZM137 35V34H136ZM152 35V34H151ZM172 35H174V34H172ZM1 37H2V34L0 35ZM131 36V35H130ZM130 36H127L126 38H131ZM148 36V35H147ZM150 36V35H149ZM1 37H0V40H3V39H1ZM4 37V36H3ZM2 37V38H3ZM30 37V36H29ZM33 37H35L34 35H33ZM41 37V36H40ZM112 37V36H111ZM113 37H115V36H113ZM132 37H133V35H132ZM144 37H146V36H144ZM175 37H176V35H175ZM174 37V38H175ZM178 37V36H177ZM176 37V38H177ZM26 38H22V40L24 39V42H26L25 41V39ZM37 38V37H36ZM41 38H43V37H41ZM46 38V37H45ZM110 38V37H109ZM135 38V37H134ZM147 38V37H146ZM151 38V37H150ZM154 38V37H153ZM180 38V37H179ZM28 39V38H27ZM29 39H31V38H29ZM28 39V40H29ZM40 39V38H39ZM131 39H133V38H131ZM130 39V42H129V44H133V42H131L132 40ZM142 39H143V37H142ZM27 40V41H28ZM35 40V39H34ZM43 40V39H42ZM148 40H150L149 38H148ZM148 40H146V42L147 43H149L148 42ZM151 40H155V39H151ZM31 41V40H30ZM33 41V40H32ZM38 41V40H37ZM37 41H34L35 42V44H36V42ZM40 41V40H39ZM45 41V40H44ZM128 41V40H127ZM23 42V43H24ZM34 42L31 44L32 46H33V44H34ZM111 42V41H110ZM122 42V41H121ZM135 43H136V41H134ZM142 42H144V41H142ZM168 42V41H167ZM169 42H170V40H169ZM175 42V41H174ZM173 42V43H174ZM1 43H3V42H1ZM124 43V42H123ZM126 43H128V42H126ZM134 43V44H135ZM147 43H145V44H143V47H144V49L146 48V46H148V44ZM173 43H171L172 45H174ZM176 43H177V41H176ZM179 43V42H178ZM111 44V43H110ZM128 44V45H129ZM133 44V45H134ZM141 44V43H140ZM49 45V46H48ZM120 45V44H119ZM122 45V44H121ZM127 45V44H126ZM138 45H139V43H138ZM142 45V44H141ZM145 45V46H144ZM164 45V44H163ZM178 45V44H177ZM180 45V44H179ZM30 45H28V47H29ZM35 46V45H34ZM36 46H37V44H36ZM39 46V45H38ZM37 46V47H38ZM131 46V45H130ZM175 46V45H174ZM173 46V47H174ZM31 47V46H30ZM108 47H110L111 49H109ZM122 47H125V46H122ZM128 47V46H127ZM134 47V46H133ZM133 47H132V49H133ZM136 47V46H135ZM139 47H140V45H139ZM142 47V46H141ZM140 47V48H141ZM149 47V46H148ZM154 47V46H153ZM157 47H159V46H157ZM170 47V46H169ZM176 47V46H175ZM174 47V48H175ZM178 47V46H177ZM51 48L52 47H50V51H48L49 53L51 52L52 54L54 53V51L56 52V50L58 49V48H56V50H54V48H52L54 51L52 52L51 51ZM171 48V47H170ZM31 52H30V48L28 49L29 50V52H28V50H27V52L28 53H31L32 54V52L34 53L35 52V54H36V51H33V47H31ZM39 49V48H38ZM42 49H40V51L42 50ZM144 49H142V52H143V50ZM160 49V48H159ZM187 49V48H186ZM36 50V49H35ZM131 50V49H130ZM136 50H137V48H136ZM148 50V49H147ZM150 50V49H149ZM153 50V49H152ZM151 50V51H152ZM155 50V49H154ZM158 49H156V52H159V53H162V52H160L159 50L157 51ZM179 50V49H178ZM26 51V50H25ZM38 51L39 50H37V54H38ZM39 51V52H40ZM57 51H60V49L59 50H57ZM114 51V50H113ZM113 51H110V53L111 52H113ZM132 51V50H131ZM138 51V50H137ZM145 51V50H144ZM176 51V50H175ZM174 51V52H175ZM189 51V50H188ZM26 52V53H27ZM48 52H46L47 54H49ZM60 52H62V51H60ZM126 52V51H125ZM129 52V51H128ZM138 52H140V53H142L140 50L138 51ZM149 53L148 54H150V53H153V52H150V51H148ZM155 52V53H156ZM178 51H176V53H177ZM185 52H186V50H185ZM0 53H2V52H0ZM42 53V52H41ZM40 53V54H41ZM68 53L67 54H64V56H67L68 55ZM31 54H29V56H31ZM36 54V55H37ZM40 54H38L39 55V57L40 58H42L43 59V57H41V55ZM44 54V53H43ZM56 54H58V55H56L57 57H52L53 55H49V56H51L50 57V63L51 64H53L52 63V58H53V60H55L56 58L59 60L60 58H58V56H59V53L58 52H56ZM61 54H63V52L61 53ZM60 54V55H61ZM158 54V53H157ZM179 53H177V55H178ZM188 54V53H187ZM186 54V55H187ZM46 54H44V55H42V56H45ZM115 55V54H114ZM113 55V56H114ZM147 55V54H146ZM151 55V54H150ZM153 55H154V53H153ZM163 55V54H162ZM174 56V58L175 57H178V56ZM33 56V55H32ZM55 56V55H54ZM64 56H63V58H64ZM112 56V57H113ZM152 56V55H151ZM159 56H161V55H159ZM61 57V56H60ZM110 57V56H109ZM138 57H140V59H141V57L142 56H139L138 55ZM153 58L154 57H157V56H152ZM152 57H150V59L152 58ZM182 57V56H181ZM181 57H178V58H181ZM192 57V56H191ZM191 57H190V59L189 60H193V58L191 59ZM204 57V56H203ZM45 58V61H44V59L42 60L43 62H47V55L44 57ZM63 58H61V59H63ZM131 56H129V55H126V56H123L122 58H121V60L120 61H122L121 63L122 64H119L117 61V67L118 66H120L121 65V67L123 66V68L125 67V70H126V68H127V70H130V73H131V67H132V64H133V62H132V60H131ZM147 58H149L148 57V55H147ZM160 59H164V58H162V56L161 57H159ZM57 59H56V61H57ZM111 59V58H110ZM120 59V58H119ZM119 59H117V60H119ZM144 59V58H143ZM142 59V60H143ZM181 59H183V60H181ZM180 60L181 61H184V57L183 58H181ZM186 59H187V57H186ZM204 59V58H203ZM142 60H141V62H142ZM153 60V59H152ZM165 60V59H164ZM167 60V59H166ZM174 60H176V62H177V59L175 58ZM115 61V60H114ZM134 61V60H133ZM139 61V60H138ZM169 61V60H168ZM168 61H167V63L166 64H168ZM54 62V61H53ZM58 62H60V60L58 61ZM62 62V61H61ZM111 62V61H110ZM154 62V61H153ZM156 62V61H155ZM162 62H163V60H162ZM161 62V60H160V62L159 63H162ZM171 62V61H170ZM185 62V61H184ZM190 62H192V61H190ZM189 62V63H190ZM200 62V61H199ZM215 62V61H214ZM49 63V62H48ZM63 63V62H62ZM65 63H66V60H65ZM106 63H108V62H106ZM132 63V64H131ZM158 63V62H157ZM157 63H154L153 65H157ZM203 63H204V61H203ZM50 64V65H51ZM115 64V63H114ZM115 64V65H116ZM141 64V63H140ZM164 64V63H163ZM165 64V65H166ZM172 64V63H171ZM199 64V63H198ZM210 64V63H209ZM49 65V64H48ZM61 65V64H60ZM109 65H110V63H109ZM139 65V64H138ZM155 65V66H156ZM164 65V66H165ZM168 65H170V64H168ZM188 65V64H187ZM204 65V64H203ZM54 66V65H53ZM64 66H65V64H64ZM107 66V65H106ZM154 66V67H155ZM158 66H159V68H160V65L158 64ZM180 66V65H179ZM215 66V65H214ZM62 67H63V65H62ZM114 68H115V66H113ZM120 67V69L119 70H121L122 68ZM157 67V66H156ZM173 67V66H172ZM183 66H181L180 68H182ZM188 72L186 73V74H188V73H191L190 75H191V78L193 79V81H194V83H189V80H188V83H189V85H188V83H187V85L189 86V87H187V88H189V90H190V93L194 96H192L193 97V99L196 97V100H199V102H202L203 104H205V105H207V107H209V108H214V110L215 109H218V110H222V111H225V114H227L228 115V110L226 109V110H223L222 108L224 107L223 105V107L221 106L220 107V104H223V103H220V102H218L219 101V99L217 98H214V92H213V88L215 87L213 84H212V86H214V87H209V85L211 86V84L210 83H207V77H209V76H207L209 73L207 72V71H209L210 72V74H211V68H210V70L208 69V67H207V69L206 68H204L203 66L202 67H198V66H196V63H195V61L194 62H192V63H190L188 66ZM206 67V66H205ZM209 67H211V66H209ZM64 69H66L65 67H63ZM113 68V69H114ZM158 68V67H157ZM165 68V67H164ZM174 68V67H173ZM186 68V67H185ZM222 68V67H221ZM48 69V68H47ZM63 69V70H64ZM67 69H68V67H67ZM66 69V70H67ZM110 70H112L111 68H109ZM166 69V68H165ZM213 69V68H212ZM66 70H64V71H66ZM115 70H116V68H115ZM124 70V69H123ZM159 70V69H158ZM180 70H182V69H180ZM225 70V69H224ZM34 71V70H33ZM36 71V70H35ZM54 71V70H53ZM60 71H62V70H60ZM177 71V70H176ZM55 72H57V71H55ZM118 72V71H117ZM126 72H128V71H126ZM163 72V71H162ZM174 72V71H173ZM177 72H179V71H177ZM217 72V71H216ZM224 72V71H223ZM62 73H64V72H62ZM113 73V72H112ZM115 73V72H114ZM129 73V74H130ZM169 73V72H168ZM214 73V72H213ZM213 73H212V75H211V77L213 76ZM65 74V73H64ZM63 74V75H64ZM132 74V73H131ZM175 74H176V72H175ZM177 74H179V73H177ZM186 74L184 73L183 75H185L186 76ZM209 74V75H210ZM217 74V73H216ZM59 75V74H58ZM56 76V77H59V76ZM115 75V74H114ZM174 75V74H173ZM189 75V74H188ZM189 75V76H190ZM220 75H221V73H220ZM128 76V75H127ZM182 76V75H181ZM217 76V75H216ZM223 76V75H222ZM63 77V76H62ZM65 77V76H64ZM129 77H131V76H129ZM215 77V76H214ZM53 78V77H52ZM60 78V77H59ZM120 78V77H119ZM181 78V77H180ZM55 79V78H54ZM62 79V78H61ZM65 79V78H64ZM67 79V78H66ZM144 79V78H143ZM229 79V78H228ZM51 81V79H48V81ZM59 80V79H58ZM138 80H140V79H138ZM182 80V79H181ZM187 80V79H186ZM191 80V79H190ZM209 80H210V78H209ZM216 80V79H215ZM214 80V81H215ZM218 80V79H217ZM47 81V82H48ZM62 81H60L59 80V82H62ZM185 81V80H184ZM193 81H191V82H193ZM148 82V81H147ZM187 82V81H186ZM51 83V82H50ZM49 82L47 83V85H49L50 84ZM134 83V82H133ZM215 83V82H214ZM135 84V83H134ZM209 84V85H208ZM183 85H184V83H183ZM131 86H132V84H131ZM52 88V86H47V88ZM171 87H172V85H171ZM170 87V88H171ZM179 87V86H178ZM46 88V89H47ZM54 88V87H53ZM174 89V88H173ZM219 89V88H218ZM247 89V88H246ZM52 90V89H51ZM128 91V92H127ZM137 91V90H136ZM184 91V90H183ZM47 92V91H46ZM185 92V91H184ZM184 92H183V94H184ZM135 93V92H134ZM48 93H46V95H47ZM139 94V93H138ZM137 94V95H138ZM223 94V93H222ZM127 95H129V96H127ZM218 95V94H217ZM220 95V94H219ZM52 96H51V98H52ZM132 96H134V94L132 95ZM50 96L48 95V98H49ZM129 97V98H128ZM191 97V96H190ZM222 97V96H221ZM220 97V98H221ZM53 99V100H54ZM192 99V98H191ZM222 99V98H221ZM52 100V99H51ZM52 100V101H53ZM121 100V101H120ZM131 100H133V99H131ZM189 100H190V98H189ZM218 100V101H217ZM115 101H120V102H118V103H120L119 104V107L121 108V110H120V108L118 109V107H117V105L116 104H118V103H115ZM123 101V102H122ZM134 101V100H133ZM136 101V100H135ZM48 102H50L49 100H48ZM121 102L123 103L122 104V106H120L121 105ZM189 102V101H188ZM198 102V103H199ZM105 103V104H104ZM140 103V102H139ZM191 103H192V101H191ZM220 103V104H219ZM48 104V103H47ZM53 104V103H52ZM55 104V105H56ZM114 104V105H113ZM132 104V103H131ZM133 104H135L134 102H133ZM142 104H143V102H142ZM197 104V103H196ZM202 104V105H203ZM103 105L104 106H106L107 107V109H103ZM113 105V106H112ZM192 105V104H191ZM204 105V106H205ZM228 105V104H227ZM47 107H48V105H46ZM50 106H51V103H50ZM58 106V105H57ZM114 106H116V107H114ZM134 106V105H133ZM137 102H136V104H135V106H134V108H136V109H138L137 108ZM52 107V106H51ZM105 107V108H106ZM116 108L117 110H119V112H120V114H121V112H122V115L124 116L123 117V119L120 117L119 118V116H118V111H115V110H112V108ZM143 107V106H142ZM154 107V106H153ZM206 107V106H205ZM206 107V108H207ZM227 107H229V106H227ZM23 108H26V107H23ZM30 108V107H29ZM32 108V107H31ZM56 108V107H55ZM56 108V109H57ZM149 108V107H148ZM194 108V107H193ZM225 108V107H224ZM22 109V108H21ZM35 109V108H34ZM34 109H32V110H34ZM38 109H40V108H38ZM37 109V110H38ZM42 109V108H41ZM52 109H53V107H52ZM69 109L71 110V112L69 111ZM147 109V108H146ZM164 109V108H163ZM231 109V108H230ZM233 109V108H232ZM5 110H6V108H4V104L3 103H1L0 104V115H3L4 113H5ZM23 110H28L27 108L26 109H23ZM32 110H29L28 111V115H29V119L32 121V124L33 125H35V124H37L38 126L37 127H39V128H41L42 126L40 125V123H41V121H42V119H43V117L45 116V114L47 113H45L44 114V116H43V114L41 115L40 114V116H38L37 115V113H36V111L34 110V114H33V112H31ZM43 110H45V108L43 109ZM50 111H51V109H49ZM134 110V111H133ZM201 110V109H200ZM205 110V109H204ZM203 110V111H204ZM207 110H208V108H207ZM261 110V109H260ZM39 111V110H38ZM37 111V112H38ZM41 111V110H40ZM48 111V110H47ZM68 111L70 112V116H68ZM144 111V110H143ZM208 111H210V110H208ZM207 111V112H208ZM232 111V110H231ZM8 112V111H7ZM20 112H22V110L20 111ZM63 112V113H64ZM151 112L152 113H154V110H151ZM156 112V111H155ZM158 112V111H157ZM215 112V111H214ZM213 112V113H214ZM262 112V111H261ZM60 113H61V111H60ZM64 113V115H66ZM108 113H110V114H108ZM145 113V111L143 112V114ZM147 113V112H146ZM146 113L144 114V116L146 115ZM179 113V112H178ZM182 113H184V112H182ZM190 113V112H189ZM203 113V112H202ZM206 113V112H205ZM209 113V112H208ZM230 113V112H229ZM259 113V112H258ZM137 114V113H136ZM149 114V113H148ZM151 114V113H150ZM181 114V113H180ZM192 114V113H191ZM195 114V113H194ZM231 114V113H230ZM63 115V114H62ZM62 115H58V116H62ZM107 115H110L111 117H112V119L114 118V126H113V129H110V122L112 121V119L110 118V116L108 117V118H110L111 119V121L109 122L110 124L108 125V124H106V122H105V120L106 121H108L107 119ZM155 115V114H154ZM176 115V114H175ZM208 115V114H207ZM212 115V114H211ZM214 115H216V114H214ZM55 116V115H54ZM141 116V115H140ZM143 116V117H144ZM152 116V115H151ZM159 116V115H158ZM166 116V115H165ZM164 116V117H165ZM190 116V115H189ZM194 116V115H193ZM192 116V119L194 118ZM206 116V115H205ZM222 116H224V115H222ZM235 116V115H234ZM147 117V116H146ZM153 117V116H152ZM162 117V116H161ZM195 117H197L196 116V114H195ZM215 117V116H214ZM240 117V116H239ZM246 117V116H245ZM99 118H101V120L99 119ZM107 118V119H106ZM148 118V117H147ZM146 118V119H147ZM168 118V117H167ZM166 118V119H167ZM170 118V117H169ZM174 118V117H173ZM220 118V117H219ZM218 118V119H219ZM241 118H242V116H241ZM249 118V117H248ZM254 118V117H253ZM29 119H27V120H29ZM116 119V120H115ZM154 119H155V117H154ZM178 119V118H177ZM197 119V118H196ZM201 119V118H200ZM212 119V118H211ZM26 120V122H28ZM47 120V119H46ZM60 120V119H59ZM99 120H100V122H99ZM133 120V119H132ZM149 120V119H148ZM172 120V119H171ZM170 120V121H171ZM183 120V119H182ZM194 120V119H193ZM202 120H203V118H202ZM225 120V119H224ZM250 120H252V119H250ZM258 121H259V119H257ZM263 120V119H262ZM30 121V122H31ZM50 121V120H49ZM48 121V122H49ZM52 121V120H51ZM50 121V122H51ZM126 121V122H125ZM130 121H131V119H130ZM129 121V122H130ZM138 121H140V119L138 120ZM150 121H152L151 119H150ZM149 121V122H150ZM216 121V120H215ZM231 121V120H230ZM29 122V123H30ZM47 122V123H48ZM113 122V121H112ZM148 122V123H149ZM185 122V121H184ZM186 122H187V120H186ZM253 122H254V120H253ZM256 122V121H255ZM254 122V123H255ZM264 122V121H263ZM44 123H46V122H44ZM47 123H46V125H47ZM53 123V121L51 122V124ZM56 123V122H55ZM139 123V122H138ZM137 123V124H138ZM252 123V122H251ZM26 124V123H25ZM24 124V125H25ZM28 124V123H27ZM49 124V123H48ZM51 124H50V128H51ZM129 124V123H128ZM132 124V123H131ZM136 124V123H135ZM151 124H153V123H151ZM150 124V125H151ZM190 124V123H189ZM193 124V123H192ZM216 124V123H215ZM256 124V123H255ZM255 124H251L252 125V127H254L255 126ZM257 124H259V122L257 123ZM257 124H256V126H257ZM23 125V126H24ZM112 125H113V123H112ZM144 125V124H143ZM146 125L148 126V124L146 123ZM154 125V124H153ZM161 125V124H160ZM160 125H159V127H160ZM166 125V124H165ZM248 125V124H247ZM260 125H262L261 123H260ZM26 126V125H25ZM28 126V125H27ZM49 126V125H48ZM140 126V125H139ZM142 126V125H141ZM177 126V125H176ZM183 126V125H182ZM195 126V125H194ZM194 126H193V128H194ZM198 126H200L199 124H198ZM216 126V125H215ZM223 126V125H222ZM45 127V126H44ZM115 127V128H114ZM128 127V129L130 130L129 132L130 133H128V132H126L127 133V136L126 137H124V135L123 134H121V132L123 133L124 131H127V128ZM133 127V126H132ZM152 127H155V126H152ZM181 127V126H180ZM38 128V131L40 130ZM48 128V130L50 129L49 127H47ZM150 128V127H149ZM148 128V129H149ZM188 128V127H187ZM196 128V127H195ZM226 128V127H225ZM43 130H45L44 128H42ZM52 129V128H51ZM115 129V130H114ZM126 129V130H125ZM142 129V128H141ZM152 129V128H151ZM208 129V128H207ZM215 129H217V128H215ZM233 129V128H232ZM47 130V129H46ZM45 130V131H46ZM146 129H144V131H145ZM184 130V129H183ZM222 130V129H221ZM254 130V129H253ZM41 131V130H40ZM50 131V130H49ZM153 131H154V129H153ZM172 131V130H171ZM180 131V130H179ZM207 131V130H206ZM230 131V130H229ZM55 132V131H54ZM96 132H100V134H101V137H99L97 134L98 133H96ZM118 132V133H117ZM120 132V133H119ZM142 132V131H141ZM149 131L147 130L146 131V133H148ZM182 132V131H181ZM225 132V131H224ZM251 132V131H250ZM125 133V132H124ZM125 133V134H126ZM152 133V131H150V134ZM187 133V132H186ZM189 133V132H188ZM190 133H192V132H190ZM193 133H196V132H194L193 131ZM212 133V132H211ZM216 133V132H215ZM214 133V134H215ZM226 133V132H225ZM244 134H245V132H243ZM259 133V132H258ZM263 133V132H262ZM130 134V137L128 136ZM152 134H156V136H157V133H155V131L152 133ZM151 134V135H152ZM160 134H163V131H162V133H160ZM202 134V133H201ZM213 134V133H212ZM213 134V135H214ZM221 134V133H220ZM166 135V136H165ZM199 135V134H198ZM210 135V134H209ZM216 135H218V134H216ZM144 136H145V133H144ZM220 136V135H219ZM200 137H202V136H200ZM214 137V136H213ZM221 137V136H220ZM219 137V138H220ZM233 137V136H232ZM65 138L63 139L64 141H65ZM70 138H68V139H70ZM131 138V139H130ZM157 138V139H156ZM193 138V137H192ZM197 138V137H196ZM204 137H202V139H203ZM263 138V137H262ZM221 139V138H220ZM232 139V138H231ZM62 140V141H63ZM206 140V139H205ZM210 140V139H209ZM217 140V139H216ZM67 141V140H66ZM202 141V140H201ZM223 141V140H222ZM71 142V141H70ZM69 142V143H70ZM210 142V141H209ZM62 143V142H61ZM68 143V142H67ZM131 143V144H130ZM202 143H205V142H202ZM201 144V143H200ZM207 144V143H206ZM238 144H239V142H238ZM237 144V145H238ZM64 145H66V142L64 143ZM119 145V146H118ZM132 145H134V144H132ZM260 145V144H259ZM61 146V145H60ZM118 146V147H117ZM136 146V147H137ZM205 146V145H204ZM233 146V145H232ZM80 147V148H79ZM125 147V148H124ZM136 147H135V149H136ZM208 147V146H207ZM220 147V146H219ZM234 147H236V145L234 146ZM60 148V147H59ZM63 148V147H62ZM138 148H137V151H139L138 150ZM79 149V150H78ZM133 149V148H132ZM197 149H198V147H197ZM230 149V148H229ZM239 149V148H238ZM60 150H62L61 148H60ZM194 150V149H193ZM203 150V149H202ZM236 150V149H235ZM242 150V149H241ZM244 150V149H243ZM122 151V150H121ZM132 151V150H131ZM130 151V152H131ZM221 151V150H220ZM226 151V150H225ZM229 151H231V150H229ZM51 152V151H50ZM49 152V153H50ZM66 152H67V154H66ZM140 152V151H139ZM198 152V151H197ZM196 152V153H197ZM205 152V151H204ZM213 152V151H212ZM57 153V152H56ZM62 153H65V154H62ZM122 153V152H121ZM126 153V152H125ZM124 153V154H125ZM127 153H129V152H127ZM133 154L134 153H136V150L134 151L133 150V152H132ZM193 153H195V152H193ZM199 153V152H198ZM200 153H201V151H200ZM228 153V152H227ZM232 153V152H231ZM84 154V153H83ZM118 154V153H117ZM137 154V153H136ZM141 154V153H140ZM203 154V153H202ZM201 154V155H202ZM207 154V153H206ZM210 154V153H209ZM222 154H223V151H222ZM221 154V155H222ZM229 154V153H228ZM239 154V153H238ZM45 155H46V153H45ZM48 155V154H47ZM86 155V154H85ZM89 155V154H88ZM90 155V156H91ZM121 155H123V154H121ZM126 155H128V154H126ZM144 155V154H143ZM142 155V158H144V156ZM147 155H148V157H147ZM200 155V156H201ZM217 155V154H216ZM245 155V154H244ZM133 156V155H132ZM136 156V155H135ZM195 156V155H194ZM207 156V155H206ZM211 156H214L213 154H211ZM223 156V155H222ZM225 156V155H224ZM223 156V157H224ZM47 157H50V156H47ZM47 157H46V159H47ZM81 157H83V156H81ZM85 157H87V156H85ZM128 157V156H127ZM141 157V156H140ZM198 157V156H197ZM197 157H195V159H194V161L196 160V158ZM207 157H209V156H207ZM223 157L221 158V157H218V158H221V159H223ZM51 158H52V156H51ZM56 158H54V159H56ZM88 158H90V157H88ZM95 158H97V157H95ZM116 158V159H115ZM135 158V157H134ZM200 158V157H199ZM210 158V157H209ZM213 158H215V157H213ZM41 159V158H40ZM76 159V160H75ZM119 159V158H118ZM126 159V158H125ZM131 159V158H130ZM136 159V158H135ZM145 159V158H144ZM203 159V158H202ZM205 159V158H204ZM217 159V158H216ZM226 159V158H225ZM225 159H224V161H223V163H225ZM253 159V158H252ZM53 160V159H52ZM69 161L70 162V165H67V164H65V162L64 161ZM137 160V159H136ZM198 160V159H197ZM212 160H214V159H212ZM218 160V159H217ZM216 160V161H217ZM228 160V159H227ZM233 160V159H232ZM246 160V159H245ZM56 161V160H55ZM125 161V160H124ZM127 161V160H126ZM129 161V160H128ZM138 161V160H137ZM201 161H203V160H201ZM206 161H208V160H206ZM220 161V160H219ZM218 161V162H219ZM230 161V160H229ZM238 161V160H237ZM51 162V159H50V161H49V166H52L54 163L52 162V164L50 163ZM118 162H120V161H118ZM96 163H98V162H96ZM140 163V162H139ZM138 163V164H139ZM197 163V162H196ZM222 162L220 163V164H223ZM57 164V163H56ZM133 164V163H132ZM141 164V163H140ZM140 164L138 165L139 167H141L140 166ZM204 164V163H203ZM217 164V163H216ZM215 164V165H216ZM236 164V163H235ZM93 165V164H92ZM95 165V164H94ZM104 165V166H105ZM135 165V164H134ZM133 165V166H134ZM136 165H137V163H136ZM212 165V164H211ZM214 165V166H215ZM224 165V164H223ZM225 165H227V163L225 164ZM76 166V165H75ZM89 166V165H88ZM109 166V165H108ZM133 166H128V167H133ZM217 166V165H216ZM221 167V165H218V167ZM234 166V165H233ZM241 166V165H240ZM90 167H91V165H90ZM127 167V168H128ZM199 167H200V171H199ZM257 167V166H256ZM94 168V167H93ZM109 168V167H108ZM137 168V167H136ZM198 168V169H197ZM227 168V166L225 167V169ZM234 168V167H233ZM92 169V168H91ZM98 169V168H97ZM107 169V168H106ZM224 169V170H225ZM238 169V168H237ZM89 170V169H88ZM93 170V169H92ZM100 170V169H99ZM102 170H104V169H102ZM133 170V169H132ZM168 170H170V172H174V175L173 176H175V178L173 179V181H174V183L171 181L172 180V178H173V176H172V178H170L169 179V177L172 175V174H168L167 172H168ZM216 170V171H215ZM58 171V170H57ZM72 171V170H71ZM94 171H95V168H94ZM109 170H107V172L106 171H104V172H106L107 173V175H106V173H104L105 174V177H107L108 176V174H109V172H110ZM244 171H246V169L244 170ZM59 172V171H58ZM73 172H75L74 170H73ZM156 172V173H155ZM220 172L222 173L223 172V170H221V171H219V174H220ZM242 172V171H241ZM61 173V172H60ZM224 173V172H223ZM224 173V174H225ZM245 173V172H244ZM243 173V174H244ZM62 174H65V173H62ZM67 174H69V172L68 173H66V176H67ZM88 174V173H87ZM86 174V175H87ZM187 175L186 177H190V178H185V179H193V180H190V183H187V184H189V186H191V187H189V189L190 188H192L193 187V185L195 184L194 182H196L197 183V185H195L194 186V188L198 191V192H202L203 193V195L205 196V198H206V200H205V202L207 201L208 203H205V202H203L202 200H200V201H202V203L203 204H207L206 206H208V208L206 207V206H203V208L201 207V209L200 208H197V204H196V202H194V197H196V196H198V194H194V197L193 196H191V198L190 197H187V198H185L184 197V201H185V203L186 204H188V205H186V204H184L183 202H182V204H184V205H186L187 207L185 208L186 210L184 211V213L185 212H187V210H188V212L187 213H185V215L183 214L182 216H184L183 218H182V220H180L181 218L179 217L178 219H177V217L175 216V211H176V208L174 209V207H176V206H179V205H176L177 203H180V201L182 200V197H181V195L183 196V193H185V192H187V184H185L186 182H184L183 184H185V185H182V179H183V176L182 175ZM243 174H240V176L241 175H243ZM169 175V177L167 178V176ZM231 175H233V174H231ZM83 176V178H84V176L85 175H82ZM88 176V175H87ZM86 176V179L88 178ZM101 176V175H100ZM99 176V177H100ZM146 176V175H145ZM181 176H182V178H181ZM235 176V175H234ZM244 176H245V174L243 175V178H244ZM101 177H103V176H101ZM105 177H103V178H105ZM109 177H110V174H109ZM132 177V176H131ZM164 177H165V180H164ZM223 177V178H222ZM229 177H231V176H229ZM228 177V178H229ZM140 178V177H139ZM166 178L167 179H169V181H167L166 180ZM247 178V177H246ZM248 178H250L249 176H248ZM248 178H247V181H248ZM260 178V177H259ZM102 179V178H101ZM101 179H98V180H100V182L102 183L103 182V180H104V182H105V180H108V179H103L102 181H101ZM112 178H110V180H111ZM142 179H143V177H142ZM176 179V180H175ZM195 179H197L196 181H194ZM231 179V178H230ZM88 180V179H87ZM85 181V185H84V187H86V189H87V194L86 195H88V194H90V193H96V191L94 192H92V190H91V186H92V183H90V182H88V181ZM94 180V179H93ZM139 180V179H138ZM229 180V179H228ZM233 180V179H232ZM239 181H240V179H238ZM238 180H237V182H238ZM250 180V179H249ZM78 181V180H77ZM109 181V180H108ZM107 181V182H108ZM142 181H141V183H142ZM149 181H146L147 183H149ZM160 181V180H159ZM171 181V182H170ZM231 181V180H230ZM244 181V180H243ZM94 182V181H93ZM96 182V181H95ZM107 182H105V184H107ZM112 182H113V180H112ZM229 182V181H228ZM234 182V181H233ZM236 182V183H237ZM64 183V182H63ZM81 183V182H80ZM137 183V182H136ZM235 183V182H234ZM234 183H233V185H234ZM239 183V182H238ZM247 183V182H246ZM250 183V182H249ZM258 183V182H257ZM261 183H262V181H261ZM105 184H103V185H105ZM182 185V186H186L185 188L187 189L185 192H182V190L181 189H179V187H177V186H179V185ZM241 184V183H240ZM252 184V183H251ZM61 185V184H60ZM80 185V184H79ZM78 185V186H79ZM111 185V184H110ZM132 185H134V186H136V187H134L135 188V190H136V195L137 196H135L134 195V188L132 187ZM139 185H140V182H139ZM148 185V186H149ZM180 185V186H181ZM254 185V184H253ZM259 185H261V184H259ZM73 186V185H72ZM77 186V185H76ZM75 186V187H76ZM96 186V185H95ZM107 186V185H106ZM105 186V187H106ZM152 186V187H151ZM245 186V185H244ZM263 186V185H262ZM63 187V186H62ZM74 187V188H75ZM109 187H111V188H113L112 186H109ZM170 187V188H169ZM224 187H225V185H224ZM224 187H222L223 189H224ZM228 187V186H227ZM227 187H225V189L227 188ZM250 187V186H249ZM260 187V186H259ZM77 188V187H76ZM103 188V187H102ZM147 188V187H146ZM152 188V189H153ZM162 188V187H161ZM175 188V189H176ZM181 188V187H180ZM193 188V189H194ZM210 188V189H209ZM220 188L221 187H219L218 189L220 190ZM229 188V187H228ZM233 188H235L236 189V186L235 187H233ZM241 188V187H240ZM247 188H248V186H247ZM256 188V187H255ZM262 188V187H261ZM113 189V190H114ZM163 189V188H162ZM161 189V190H162ZM165 189V188H164ZM163 189V190H164ZM192 189V190H193ZM223 189H222V191H220V192H223ZM252 189V188H251ZM260 189V188H259ZM106 190V189H105ZM104 190V191H105ZM108 190H109V188H108ZM107 190V191H108ZM112 190V191H113ZM114 190V191H115ZM160 190V189H159ZM160 190V191H161ZM172 190H174V188L172 189ZM240 189H238V191H239ZM248 190H250V189H248ZM258 190V189H257ZM79 191V190H78ZM99 191V190H98ZM196 191V192H197ZM218 191V190H217ZM235 191V190H234ZM253 191V190H252ZM251 191V192H252ZM85 192V191H84ZM110 192V191H109ZM161 192H163V191H161ZM173 192V191H172ZM188 192H191V189L190 190H188ZM195 192V191H194ZM205 192V193H206ZM212 192V191H211ZM210 192V193H211ZM213 192V193H214ZM243 192V191H242ZM250 192V191H249ZM250 192V193H251ZM256 192V191H255ZM258 192V191H257ZM260 192V191H259ZM264 192V191H263ZM98 193V192H97ZM100 193V192H99ZM111 193V192H110ZM152 193H154V194H152ZM210 193H208V194H210ZM225 193V192H224ZM102 194H103V192H102ZM109 194V193H108ZM114 194V193H113ZM148 194V193H147ZM163 194H164V196H163ZM186 194V193H185ZM185 194H184V196H185ZM190 194V193H189ZM200 194V193H199ZM217 194H221V193H217ZM258 194V193H257ZM256 194V195H257ZM111 195V197H112V194H110ZM116 195L114 194V197H116ZM150 195V194H149ZM154 195V196H153ZM191 195V194H190ZM200 195H202V194H200ZM202 195V196H203ZM213 195H215V194H213ZM236 195H238V194H235V196ZM239 195H241L240 193H239ZM238 195V196H239ZM244 195H247V194H244ZM262 195V194H261ZM104 196L105 195H101L100 197H103L104 198ZM144 196H147V195H144ZM144 196H142V198L144 197ZM159 196V195H158ZM186 196H188V193H187V195ZM201 196V197H202ZM221 196V195H220ZM223 196V195H222ZM229 196V195H228ZM234 196V197H235ZM243 196V195H242ZM242 196H241V198H242ZM94 197V196H93ZM106 197H108V200H109V196H107V194H106V196H105V198ZM113 197V200L114 199H116V198H114ZM151 196H149V198H150ZM215 197V196H214ZM230 197V196H229ZM247 197V196H246ZM97 198V197H96ZM102 198V199H103ZM141 198V199H142ZM148 198V197H147ZM175 198V199H174ZM179 198H180V201H179ZM218 198V197H217ZM223 198V197H222ZM222 198H218V201L220 200V199H222ZM232 198V197H231ZM237 198H239V197H237ZM256 198V197H255ZM101 199V198H100ZM110 199H112V198H110ZM173 199L176 201V203H175V201H174V203L175 204H173ZM195 199H197V198H195ZM202 199H204V197H202ZM233 199V198H232ZM231 199V200H232ZM113 200H111V201H113ZM118 200H114V201H118ZM147 200V199H146ZM198 200V202H200ZM222 200H225L224 198L222 199ZM222 200H221V204H222ZM240 200V199H239ZM243 200V199H242ZM249 200V199H248ZM91 201V200H90ZM103 201V200H102ZM142 201H143V199H142ZM179 201V202H178ZM215 201H216V199H215ZM214 200H212L211 202H214V203H216L217 205L218 204H220V202H215ZM228 201V200H227ZM235 201V200H234ZM258 201V200H257ZM97 202H101V201H99V198H98V201ZM96 202V204L98 205L99 203H97ZM110 202V201H109ZM122 202V201H121ZM197 202V203H198ZM224 202V201H223ZM242 202V201H241ZM106 203V202H105ZM104 203V204H105ZM116 203V202H115ZM239 203V202H238ZM248 203V202H247ZM246 203V204H247ZM260 203H261V201H260ZM259 203V204H260ZM103 204V202H102V204L101 205H104ZM110 204H111V202H110ZM112 204H114V202L112 203ZM175 205L174 207H172L173 205ZM203 204H201V205H203ZM224 204V205H223ZM222 205L225 207V208H228L226 205L227 204H225V203H223ZM229 204V203H228ZM96 205V206H97ZM141 205V204H140ZM138 206V208L140 209V207L141 208H144V207H142L143 205L145 206V204L143 203V205H141V206ZM148 205V204H147ZM200 205V206H201ZM210 205H213V203H211ZM217 205H216V207H217ZM221 205V206H222ZM231 205V204H230ZM244 205V204H243ZM248 205V204H247ZM250 205V204H249ZM264 205V204H263ZM105 206H106V204H105ZM107 206H110V205H107ZM112 206H110V207H112ZM122 206V208H120ZM199 206V207H200ZM215 206V205H214ZM220 205H218V207H219ZM222 206V207H223ZM262 206V205H261ZM98 207H99V209H97V207H96V210H98V212H100L99 214H101L102 216L100 217V215L97 213V216L96 217H100V220H101V218L103 217V218H105L106 216H109V215H107L109 212H108V208H104V207H102L101 208V206L100 205H98ZM110 207H109V209H110ZM153 207V206H152ZM243 207V206H242ZM247 207H249V206H247ZM247 207H245V208H247ZM253 207H254V205H253ZM95 208V207H94ZM220 208V207H219ZM233 208V207H232ZM244 208V207H243ZM243 208H241V209H243ZM103 209L105 210H107L106 212H108L107 214H105L106 212L105 211H103ZM200 210V211H198V210ZM237 208H235V210H236ZM100 210V211H99ZM114 210H112V213L114 212ZM151 210V211H152ZM180 210H181V208H180ZM211 210V209H210ZM217 210V209H216ZM219 210V209H218ZM221 210V209H220ZM229 210H231L230 208H229ZM234 210V209H233ZM234 210V211H235ZM239 210V209H238ZM94 211V210H93ZM142 211V210H141ZM153 211H152V214H150V217H151V215L153 216L154 215V213H153ZM177 211H179V210H177ZM202 211V213H201V215L200 214H196V212L198 213V212H201ZM212 211V210H211ZM215 211V210H214ZM241 211V210H240ZM105 212V213H104ZM110 212H111V210H110ZM116 212H114V213H116ZM122 212H119V213H117V215H116V217L118 216V214H120V213H122ZM218 212V211H217ZM217 212H216V214H217ZM141 213V212H140ZM150 213V212H149ZM148 213V214H149ZM179 213V212H178ZM178 213L176 214V215H178ZM181 213V212H180ZM237 213H239V212H237ZM245 213V212H244ZM251 213V212H250ZM257 213V212H256ZM264 213V212H263ZM263 213H261V215L263 214ZM95 214V213H94ZM232 213H231V216L233 217L234 215H233ZM96 215V214H95ZM99 215V216H98ZM110 215H111V213H110ZM113 215H115V214H112V216L111 217H108V218H106L105 220L103 219V224H111L114 220H115V217H113ZM154 215V216H155ZM180 215V214H179ZM198 215V216H197ZM230 215V214H229ZM251 215V214H250ZM253 215V214H252ZM87 216H88V214H87ZM144 216V215H143ZM148 216V215H147ZM153 216V217H154ZM181 216V215H180ZM258 216V215H257ZM92 217V216H91ZM94 217V216H93ZM96 217H94V218H96ZM144 217V218H145ZM240 217H242V215L240 216ZM239 217V218H240ZM250 217V216H249ZM249 217H247L246 219H248ZM252 217V216H251ZM88 218V217H87ZM245 218V217H244ZM255 218V217H254ZM262 218V217H261ZM93 219V218H92ZM155 219V220H156ZM245 219V220H246ZM88 220V219H87ZM99 220V221H100ZM120 220H121V218H120ZM150 220H153V218L152 219H149V221ZM161 220V219H160ZM159 220V221H160ZM250 220V219H249ZM249 220L247 221V222H249ZM260 220V219H259ZM95 221H98V218H97V220H95ZM119 221V220H118ZM163 221V220H162ZM167 221V220H166ZM240 221H242V220H240ZM263 221V220H262ZM94 222V221H93ZM147 222V223H146ZM152 221H150L149 223H151ZM154 223H155V221H153ZM153 222L151 223V224H153ZM164 222H165V220H164ZM243 222V221H242ZM241 222V223H242ZM253 222H255V221H253ZM97 223V222H96ZM166 223V222H165ZM244 223V222H243ZM106 224V225H107ZM120 224H121V222H120ZM132 224V225H133ZM256 224V223H255ZM118 225V224H117ZM122 225V224H121ZM129 225H131V224H129ZM128 225V226H129ZM161 225V224H160ZM240 225V224H239ZM244 225H246V223L245 224H242V227H244ZM253 225V224H252ZM101 226H102V224H101ZM105 226V225H104ZM116 226V225H115ZM120 226V225H119ZM152 226V225H151ZM247 226H248V224H247ZM262 226V225H261ZM111 227H112V225H111ZM118 227V226H117ZM159 227V226H158ZM165 227V226H164ZM263 227V229L261 230V233H260V231H258V235H257V237H259V236H261V235H263L264 236V232H262L263 230H264V225L262 226ZM95 228V227H94ZM98 228V227H97ZM134 228V227H133ZM160 228V230L162 229V226L161 227H159ZM158 228V229H159ZM166 228V227H165ZM235 228V227H234ZM245 228V227H244ZM244 228H242L241 230H243ZM247 228V227H246ZM257 228H258V226H257ZM92 229V228H91ZM100 229V228H99ZM102 229V228H101ZM105 229H106V232H107V229L108 228H106L105 227ZM105 229H104V231L103 230H101L103 233H105ZM132 229V228H131ZM135 229V228H134ZM164 229V228H163ZM162 229V230H163ZM218 229H221L222 230V232H219L218 231ZM238 230H239V228H237ZM236 229V230H237ZM251 229V228H250ZM255 229H256V226H255ZM261 229V228H260ZM259 229V230H260ZM97 230V229H96ZM150 230V231H149ZM160 230H158V232L160 231ZM165 230V229H164ZM165 230V231H166ZM236 230H234V233H238V231H236ZM240 230V231H241ZM101 231H99L100 233H101ZM135 230H132V232H134ZM174 231V232H173ZM236 231V232H235ZM239 231V232H240ZM155 232V231H154ZM162 232V231H161ZM160 232V233H161ZM243 232V231H242ZM241 232V233H242ZM99 233V234H100ZM103 233H102V235H103ZM111 233V232H110ZM259 233H260V235H259ZM90 234V233H89ZM92 234V233H91ZM152 235L154 234L153 232L151 233ZM159 234V233H158ZM162 234V233H161ZM171 234V233H170ZM244 234H246V233H244ZM253 234V233H252ZM102 235H101V237H102ZM105 235V234H104ZM148 235V236H147ZM151 235V236H152ZM168 235H166V236H168ZM175 235V234H174ZM236 235H239V234H236ZM242 235V234H241ZM255 235V234H254ZM253 235V236H254ZM113 236V235H112ZM114 236H115V234H114ZM118 236V235H117ZM128 236V237H129ZM151 236H149V237H151ZM161 236V237H160ZM165 236V237H166ZM172 236V235H171ZM244 236V235H243ZM253 236H251V238H254ZM94 237H95V235H94ZM104 237V240L107 242V238H108V234H106V236H103ZM148 237V238H149ZM157 237V236H156ZM238 237V236H237ZM245 237V236H244ZM248 237V236H247ZM256 237V236H255ZM88 238V237H87ZM91 238H93V237H91ZM110 238V237H109ZM112 238H114V237H112ZM116 238V237H115ZM115 238L113 239V240H115ZM119 237H117L116 239H118ZM153 238H154V235H153ZM262 239L264 238V237H261ZM261 238H257L258 239V241L260 240L261 241ZM121 239H118V240H121ZM150 239V238H149ZM156 239V238H155ZM170 239V238H169ZM234 239H236V237L234 238ZM94 240H95V238H94ZM99 240V239H98ZM97 240V241H98ZM102 238H101V241H100V245H101V242H103L104 241ZM110 240H111V238H110ZM109 240V241H110ZM117 240V241H118ZM125 240V239H124ZM123 240V241H124ZM153 239L151 238V241H152ZM240 240V239H239ZM244 240H246V239H244ZM254 240H256V239H253V241ZM96 241V242H97ZM122 241V242H123ZM126 241V240H125ZM157 241V240H156ZM238 241V240H237ZM236 241V242H237ZM241 241V240H240ZM252 241V240H251ZM257 241V240H256ZM263 241V240H262ZM84 242V241H83ZM105 242V243H106ZM119 242V241H118ZM161 242H163V243H166V245H163V243H161ZM247 242V241H246ZM250 242V241H249ZM91 243V242H90ZM94 243V242H93ZM105 243L103 242V244L105 245ZM108 243V242H107ZM111 243V242H110ZM113 243H115V242H113ZM119 243H121V242H119ZM119 243H117V244H119ZM130 242H128V244H129ZM241 243V242H240ZM239 243V244H240ZM254 243V242H253ZM257 243V242H256ZM109 244V243H108ZM238 244V243H237ZM237 244H235V245H237ZM238 244V245H239ZM243 244V243H242ZM262 244V243H261ZM96 245V244H95ZM122 245V244H121ZM125 245V244H124ZM235 245H234V247H235ZM246 245H247V243H246ZM250 244L248 243V246H249ZM254 245V244H253ZM256 245H258V244H256ZM106 246H108L107 244L105 245V247ZM112 246V245H111ZM123 246V245H122ZM129 246V245H128ZM242 246H244V245H242ZM247 246V247H248ZM255 246V245H254ZM102 247V246H101ZM105 247H103V248H105ZM116 247V246H115ZM121 247V246H120ZM252 247V246H251ZM88 248H90V247H88ZM99 248V247H98ZM97 248V249H98ZM126 248V247H125ZM129 248V247H128ZM130 248V249H131ZM237 248H238V246H237ZM92 249V248H91ZM96 249V250H97ZM106 249H107V247H106ZM118 249V248H117ZM129 249V250H130ZM240 248H238V250H239ZM254 249V248H253ZM95 250V251H96ZM121 250V249H120ZM124 250V249H123ZM123 250H122V253H123ZM132 250H130V251H132ZM236 250V249H235ZM262 250V249H261ZM108 251V250H107ZM115 251V250H114ZM117 251V250H116ZM240 251V250H239ZM247 251V250H246ZM252 251V250H251ZM256 251V250H255ZM91 252V251H90ZM125 252V251H124ZM127 252V251H126ZM125 252V253H126ZM236 252V251H235ZM253 252V251H252ZM251 252V253H252ZM258 252H260V250L258 251ZM249 253V252H248ZM248 253H246V254H243L244 255V257H253V262L251 261L252 259H248V258H245V259H243L242 261H243V263L245 262V261H248V260H250L251 262H248V263H254L256 260L254 259V257H258V260H259V257H260V260L258 261L257 260V262H259V263H261V262H264V261H262V259L264 260V258H262L263 256H260L261 254H264V252L262 253H260V255H258V253L257 254H253L254 256H252L251 254L249 255ZM104 254H106V253H104ZM131 254V253H130ZM242 254V253H241ZM247 254H248V256H247ZM120 255V254H119ZM246 255V256H245ZM105 256V255H104ZM111 256V255H110ZM118 256V255H117ZM131 256V255H130ZM112 257H113V255H112ZM123 257H124V255H123ZM123 257H121V260H119V261H121L122 262V260H124V258ZM114 259H117V262H118V258H116V254H115V256L113 257ZM248 259V260H247ZM257 259V258H256ZM103 260V259H102ZM107 260H109V258L107 259ZM126 260V259H125ZM124 260V261H125ZM104 261H106V260H104ZM109 261H113V259H111V260H109ZM242 261H241V264H242ZM113 262H116V260L115 261H113ZM129 262V261H128ZM110 263V262H109ZM126 262H124V264H125ZM247 263V262H246ZM256 263V262H255ZM258 263V264H259ZM110 264H112V263H110ZM113 264H120V263H113ZM123 264V263H122ZM127 264V263H126ZM130 264V263H129ZM238 264H240V262L238 263Z\"/></svg>", "mask_w": 264, "mask_h": 264}]
</instances>
